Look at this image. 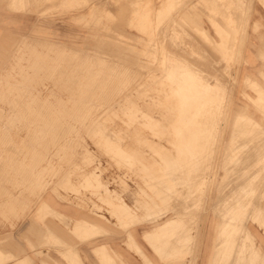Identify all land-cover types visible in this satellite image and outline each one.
Returning a JSON list of instances; mask_svg holds the SVG:
<instances>
[{"label": "rangeland", "instance_id": "1", "mask_svg": "<svg viewBox=\"0 0 264 264\" xmlns=\"http://www.w3.org/2000/svg\"><path fill=\"white\" fill-rule=\"evenodd\" d=\"M28 1H29V4H28ZM49 1L52 2L51 3L52 6L51 4L49 5L50 3ZM98 1H99V4H98ZM100 1L102 3H100ZM208 1L211 3L208 4ZM226 1H230V3L227 2L226 4V7L229 6L228 8L225 7ZM263 1H261V4H260L259 0H250V2L248 0L249 2L248 4L247 0H245L241 4L242 7L240 6L242 9L241 10L239 8L238 3L240 2H238V0L237 1L236 0H119V1L118 0L117 1L116 0H90V1L89 0H62V1L58 0V2L57 0H46V1L40 0V2L39 0H33V1L32 0H19V1L18 0H0V2L7 3L8 10L15 12V13H20L21 18H22L20 22L18 21L16 22L12 19L11 20L8 19L7 35L0 38V138H1L0 139V164H1L0 169L2 171L0 172L1 173L0 174V189L2 188L1 190L2 191L5 190L4 192L7 193L6 195V193H3L2 191L0 192V195H1L0 196V230L4 232H7L9 230V233H12L15 230V228L21 225V223H23L24 221H29L30 219L31 221H36V222L39 221V215H40L39 213L41 211L39 206L41 205L42 198L44 200V196L52 195L54 197L56 196L55 198H57L59 201L64 202L65 204H68L69 206H74L78 208L79 211L85 213L86 214V216L84 217L85 220H88L92 223L93 222L94 223L113 222L117 224L118 227L120 229H123L124 231L132 228L133 226L138 225L141 228H144V233L146 231L151 232L154 226H157L158 224H161L165 222L166 220L175 219L178 224L177 225L178 231L175 233V235H170V237L169 236H160V237L156 236L154 239V240H157L158 238L157 242L155 241L156 242L155 244L156 247L154 248L155 251L157 248V254L160 256L162 261L164 260L166 262L167 260H169L167 259L168 255H169L168 257L171 256L170 257L171 260H173L172 258L175 257L174 259L176 260V262H178L179 260L180 264H184V259H186L189 256L193 260L194 253H198V246L200 243L201 244L207 243L208 244L207 248L209 249L208 253L210 252L213 253L214 245L209 246V244L214 243L216 232H218V229H220L223 223L228 224V226L226 227L224 226L226 230H228L227 228H229L228 231H230L231 230L230 228H232L233 226V230H235L233 231V233L234 232L240 233V235L236 234L235 236H238V237L243 236L242 238L246 239L245 231H246V225L248 222V219H247L248 217L246 216L248 215L247 213L250 208L249 204L247 203L248 199H247V202L245 203L246 201L245 198H248L247 195H243V193H246L245 191L246 188L243 187V185L242 187L240 186L241 190L234 197H232L231 192H230L231 190L229 188L232 187L231 186L232 179H233L232 177H234L235 179V184L237 183L238 179H241L242 177L246 178L245 175H247V172L242 171V170L237 171V168L242 169L244 167V164H246L245 161H247V164H248V159H249L248 157L251 158V156H249L251 154V151L248 147H246V145H244V146H240L239 148L235 149L234 151L236 152V154L232 155L230 152V148L228 147L231 141L230 136L233 131L232 125L234 122L232 121V119L233 120L236 119L237 121L235 120V122H240L239 118H241V120L242 119L244 120L245 118L246 121L242 120L240 123L242 124L241 127H243L244 131L247 130L246 129L247 126L249 128V126L251 127L252 125V130L254 128L253 122L248 123L250 121H248L249 117L247 116L246 105L250 101V98L249 97L247 98V95L251 94V92H255L256 94L259 92L257 95L264 94L262 86L254 85L255 84L254 78L258 77L260 79H264V74L262 73L263 70L257 71L255 69L250 68V66L253 67L256 61L264 62V56H262L264 55V3L262 4ZM33 2H37V4ZM62 3L66 6H64ZM235 3L238 5H234ZM53 4L55 5V7L53 6ZM244 4L246 5L244 6ZM15 5H20V6H15ZM233 5L236 7H234ZM24 6H26L27 8ZM44 6L47 7V9ZM231 6H233V8H236V9L233 10ZM18 7L21 8L22 10H20ZM43 7L45 8V10ZM243 7H246L244 9L248 8V10L244 11ZM238 8L239 10H241V12L237 11ZM228 9L231 11L233 10V11L232 12L228 11ZM39 10L41 11L39 13H36ZM183 10L186 13V15L190 13L189 15H187L189 18H187L185 13H183V15L185 16L182 15ZM185 10L186 11L188 10V11L186 12ZM119 11L120 13L121 12L122 13L120 14ZM194 11H198V13ZM230 12L231 14L234 13V17L231 16V14H229ZM196 13L198 14L199 17L195 15ZM239 13H240V17H239ZM224 14H226L227 17L224 16ZM40 15H42L43 17ZM92 15H94V17H92ZM180 15L185 17L184 18L185 21H182L184 19ZM241 15H242V19L244 17L243 20L241 19ZM203 16H205V18H203ZM215 17H216V20H215ZM236 17H239V18L236 19ZM156 18L158 20H155ZM162 18L164 20L166 19V21L163 22ZM197 18L199 19L197 20ZM217 18L219 19L217 20ZM122 19H124L125 21ZM159 19H160V22H159ZM189 19L190 20L194 19V20L190 21ZM156 21H157V24H156ZM179 21L181 22L180 24H179ZM189 21L191 22L192 26L189 25L190 23ZM195 21L196 22L199 21V22L196 24ZM193 22H195L196 28L193 27V24H194ZM175 23L177 25L174 28L173 26L175 25ZM240 23L243 26L240 25ZM93 24L95 25L93 26ZM220 24H223V26H226L225 31L220 30L222 29ZM235 24H238V26H236ZM156 25L160 27L161 29L156 28L157 27ZM197 25L200 27L198 28V30H197V27H198ZM18 27L19 28L22 27V32L19 33V30H17L15 31L16 32L15 33L14 29L15 28L18 29ZM218 27H221V28H218ZM236 27H238L239 29ZM176 28H178V30ZM201 28L202 30L200 31ZM217 28L219 29V31H217L218 30ZM173 29L176 31H174ZM236 29L242 32L241 34L243 35L240 34L241 37L239 36V33ZM160 30H162L160 32L161 35H159V38L161 37V39H159L156 36V34H158ZM220 31L227 33V35L229 36H227L226 34L224 35V33H221ZM227 31H230V32L228 33ZM179 32H182V33H179ZM192 32H193V35H192ZM194 34H196V36ZM107 35H109V37ZM224 36H227V38L225 37L226 40H224L225 39ZM232 36L234 38H230ZM164 37L167 39H165ZM202 37L204 38L202 39ZM220 37L222 39L224 38L223 39L224 43ZM238 37H240L242 40L239 39ZM172 38H174L173 39L174 41L175 40L176 41L178 40V41L173 43ZM185 38L186 39L190 38V39L186 41ZM192 38L195 41L192 40ZM157 39L162 40V41H159ZM200 39H202L201 40L202 42L203 41L206 42V43L203 42L202 46L200 43L201 42ZM229 39H230L229 41L230 45H228ZM238 39L240 42H238ZM102 40L103 42H101ZM210 40L212 44L210 43ZM157 41L159 43L161 42L160 46L158 45L159 43ZM168 41L169 43H167ZM188 41H191V42L188 43ZM193 42H195L194 45H193ZM99 43H101L102 45ZM196 43H198V46ZM169 44L171 45L169 46ZM173 46L178 50L174 49ZM199 46H201L200 47L201 49L198 48ZM227 46L230 48H228ZM169 47H173V49L172 48L170 49ZM205 47L206 49L204 50L206 52L202 50ZM99 48L102 50L100 51ZM193 48L195 49V51ZM207 48L211 49L212 51L207 50ZM212 48H216L218 50H215ZM168 50L170 52H168ZM171 50H174V52H172ZM177 51H180L181 53ZM200 51L204 53V55H202ZM120 52H122L121 55L119 54ZM211 52H217L214 54H216L217 56L219 55L220 56L217 57L215 55L216 56L215 58V56H213V53ZM175 53L176 54L179 53V54L175 55ZM235 53H236V56H235ZM172 55L175 57H173ZM170 56L171 58H169ZM199 56L201 57V61H199L200 60ZM203 56L204 57L206 56V57L204 58ZM212 56L215 58L216 61L213 59ZM194 57L198 59L197 60L195 59L194 61ZM164 59H166L167 61L166 60L164 61ZM196 61L198 64H195ZM190 62L192 64H190ZM131 63L132 64L134 63L133 66L131 65ZM205 64L207 65L205 66ZM189 67H192V68L190 69ZM202 67L204 70H202ZM205 68H207L208 71L205 70ZM154 69H156L155 72H154ZM185 69L187 70L190 69V70H188L187 72V70L185 71ZM210 70H211V73L213 72L214 75L210 74L209 72ZM205 71L207 73H205ZM216 71L218 72V74H221L220 72H222V75L216 74ZM128 73L130 76L128 75ZM179 74H181V76ZM196 74H198V76ZM217 75L220 76V80H223L222 83H220V81L218 80L219 77ZM191 76L193 78H191ZM222 76L224 79L222 78ZM215 77L217 78L215 79ZM153 80H155V82ZM179 81L180 83H178ZM142 83H144V85L146 86H144ZM205 83L206 85L208 84L207 86L209 88L207 86L203 87ZM194 84H197V85L194 86ZM225 84L228 85L227 91L225 90L226 88L224 89V87H227ZM145 87L146 89H144ZM152 87H154L156 90H154V88ZM190 87L192 88V90H190L191 89ZM204 88L206 89L208 88V89L206 90ZM256 89L257 90L259 89V91L256 92ZM211 90L212 92H210ZM216 90L219 93H216L218 94L216 96L214 95V99L215 97H216L215 100L219 98L218 99L219 101L217 102H219L220 104L222 103L221 105L218 104L213 99V94H215L214 92H216ZM207 91L208 93L210 92V94H207ZM141 92L142 93L144 92V93L141 94ZM158 92L159 93L161 92V94H158ZM187 92H188L189 98L185 96L187 95ZM145 94L147 97L144 98ZM190 94H192V96ZM224 94L225 95L227 94V95L225 96ZM209 95H212V96H209ZM137 96H140V97H137ZM125 97H128V100ZM186 97L188 98V100ZM191 97L193 99H190ZM201 98L204 100H202ZM205 98L206 99L208 98L209 100L208 99L206 100ZM221 98L222 99L224 98V99L222 100ZM167 99H170V100H167ZM211 99L213 100L210 101ZM124 100L126 103H124ZM152 100L154 101L153 103H152ZM196 102H198V104H196ZM213 102H216V103H213ZM120 103L124 106H122ZM129 103L131 104L133 103V104L129 105ZM205 103L206 104L208 103V104L206 105ZM210 103H211L212 109L214 108L213 112H215V110L217 111L216 113H214V116L212 114V109H209L211 107L209 108L207 107L209 106ZM146 104L148 105L147 107H145ZM193 104L195 106H192ZM213 104L214 105L216 104V106H214ZM133 105L135 106L133 107ZM136 105H137V108H136ZM198 105H200L199 106L200 109L201 108L204 109L203 111L205 113L207 112L206 115L211 113L212 115L210 114V116H212L213 117L212 119L213 120L215 119V120L214 121L211 120L210 119L211 117H209L208 115L207 117L209 118V120L206 119V115H204L205 113L203 114L202 110H201L202 112L198 110L199 108ZM190 106L194 108L196 107L195 110L193 111L194 108H191ZM218 107L220 108L218 109ZM126 108H128V110ZM135 108L137 110H135ZM208 110L210 112H208ZM123 111L124 113L122 114ZM161 111L164 117L161 116L162 115L160 114ZM165 111L167 113H165ZM189 111L195 114V116L200 111L199 112L200 116H196V118L197 119H199L198 117L202 118V114L204 118L202 119L200 118L199 121H202L203 119L208 120L207 123H205L206 120L204 123L203 122L201 123L203 126L205 125L206 127L209 126L207 130L211 127L210 129L211 131L210 130L206 131L210 133L209 136H207L208 134L205 133V131H203L201 134L199 133V130L202 127V125H200V128L198 127L199 124L201 123L197 120L199 122L197 124V121H194L196 120L195 116ZM24 112L26 114H24ZM183 112H186L187 114ZM132 113H134L135 115H132ZM141 113H143L144 115ZM156 113L157 115H155ZM221 113L223 116H221ZM240 113H243V115H241ZM141 115L142 117H140ZM186 115L189 116V118L186 117ZM236 115L237 116L241 115V116L236 117ZM50 116H52L51 117L52 119H50ZM138 116L140 119L137 118ZM166 116L167 117L169 116L168 118L171 117L173 120L170 118V121L168 122V118ZM183 116L186 118H182ZM129 117H133V118H129ZM143 117H145V119H143ZM165 117L167 121L164 119ZM190 117L192 120L195 118L193 122H195L196 124L191 123ZM134 118L136 120H134ZM219 118L221 119L220 120L221 122L219 121ZM127 119H131V121ZM186 119H188L189 121ZM148 120L152 121V122L150 121L148 122V123H151V125H149L146 122ZM132 121H134L135 123ZM218 121L220 122V124ZM123 122H126V123H123ZM156 122H157L158 128L154 126V123ZM188 122H189V125H188ZM213 122H215L216 125ZM246 122L247 124H245ZM190 123L194 124L193 126L195 127L192 128V125H190ZM212 123L214 124V128L212 126ZM146 124H148V126ZM144 125H146L147 128ZM88 127L90 128L88 129ZM94 127L97 129H95ZM187 127L191 129L190 132L188 131ZM206 127L202 129L206 130L205 129ZM148 128H151V129H148ZM98 129H99V133L101 132L102 134L103 132L102 135L98 133ZM193 129L194 130L196 129V130L193 131ZM215 129H217L216 130V133L218 132L217 134L214 131ZM150 130L152 132H150ZM167 130H169V132ZM156 131H157V134H156ZM159 131H161L163 134ZM192 131L193 133L191 134ZM94 132H96V134ZM110 132L113 134H111ZM153 132H155L156 134L155 136L153 135L154 134ZM194 132H196V135L197 134L204 135L205 140L204 138H202V136L200 137L199 135H197L198 138H196ZM104 133H106V135ZM57 134L59 136H57ZM205 134H207L206 135L207 137L205 136ZM211 134H214V136ZM241 134L244 135L243 133H239V136H238L239 138H242ZM1 136L4 138H2ZM116 136H117V139L115 138ZM193 136H195V138ZM208 137L210 138L209 142H207ZM214 137L217 138L216 141H214L216 139ZM103 138L105 139L104 141H103ZM199 138L200 139L202 138V140H204L203 144L204 145L206 144L205 145L206 150L204 149L205 148L204 145L201 146L202 140L200 142ZM213 138L214 140H212ZM110 139L111 140L114 139L118 143L115 142L114 140L111 141ZM1 140H3L4 142ZM211 140H212V143H210ZM5 141L7 143H5ZM147 141L149 143L152 141L153 143L151 142L152 144L151 143L149 144ZM140 142H142V144L143 145L145 144V145L143 146ZM168 142H170L171 144ZM214 142H216V144ZM194 143H198L199 146ZM155 144L158 147H156ZM4 145L5 147L10 145V147H7L8 149H6V148H3ZM115 145H117V148L115 147ZM196 145H197V148H196L197 151L194 148L196 147ZM155 147L156 149H159V150H156ZM199 147H202V148H200L199 150L198 149ZM118 148L120 150L122 149L124 153L122 151L121 152L123 154L120 153ZM213 148H214V151L212 153L211 149L213 150ZM193 150L195 154L193 153ZM203 151L204 152L207 151V153H204ZM7 152L10 154H8ZM85 152L88 153L89 155L86 154ZM208 152L212 154L207 155ZM125 153H127V155ZM241 153H244V154H241ZM129 154L131 157L128 156ZM166 154H168V156ZM202 154L203 156L204 154H206L208 157L206 156L202 157ZM11 155H14V156L11 157ZM114 156H116V158ZM171 156L174 159L171 158ZM199 156L202 158H200ZM211 156H212V159H211ZM198 157L200 159L197 160ZM115 159H116V162H114ZM206 159L209 160L210 164L207 161H205ZM229 159L231 160L233 159L232 160L233 162L231 160L229 161ZM140 160L143 164L140 162ZM164 160H166L165 161L166 163L164 162ZM191 160L193 162L195 160V162H197V165L196 163H192ZM200 160H202L201 162L204 163V164L202 163L203 166ZM151 161L157 162V165H160V168L159 166L154 164L155 162H151ZM12 162H13V165H11ZM151 163L153 164L151 165ZM74 164L76 166H74ZM77 164L79 167L77 166ZM247 164L245 166H247ZM132 166H134L135 168H133ZM146 167L148 168L150 167L151 169L148 170ZM180 167L183 168L184 174L182 170H180L181 169ZM233 167L235 168V172L232 171ZM200 168L203 169V171L199 170ZM256 168L258 167H251L252 169L251 172L254 169L256 170ZM79 169H82V170H79ZM175 169H177L178 171L180 170V173L177 172L176 170V173H178V175L175 174ZM191 169H192L191 171L192 174L193 173L195 174L194 176L190 173ZM200 171L202 172L200 173ZM225 172H227V174ZM228 172L230 173L229 174L230 176L228 175ZM92 173L94 176L98 175L97 179L103 185L101 188L97 189L96 187H94V186H97V180L95 177H93ZM205 173L207 174V177ZM88 174H90V176ZM135 174L137 176H135ZM169 174L172 176L174 174L176 175V176L174 175L175 177L173 176V179L175 178L174 180L176 182L178 181L177 183L179 185L172 179V176L170 178ZM238 174H240L239 177L235 176ZM181 175L182 177L185 175V181H183L184 177L182 178ZM199 175L202 179L198 177ZM195 176L196 178L198 177V179H195L194 178ZM84 177L85 178L87 177L86 180ZM66 179L69 180L67 181V183L65 182ZM180 179H181V182H180ZM186 179H187V182H186ZM199 179L201 182L199 181ZM87 180H90L89 181L90 183ZM190 180H193L194 182L193 184L191 183V185L189 183L188 185L189 187H187V185L185 184H187L188 181ZM85 181L87 182L88 188L85 186L86 183H83ZM195 182L199 183L198 184L199 187L194 186L196 184ZM70 183H71V186H70ZM174 183L179 187H177ZM72 186H74L75 189ZM83 186H85V189ZM190 186H194V187L190 189ZM58 187H60L61 189ZM186 187H187V190H185ZM123 188L126 190H124ZM157 188L160 190H158ZM193 188H195V190ZM199 188L201 190H199ZM71 189H72V192L70 191ZM165 189L166 191H164ZM179 189L180 190L184 189V190H181L182 196L185 198L182 200L184 202H180L181 200L180 198H182V196H181ZM106 190H108V196L110 195V192L112 193V195L109 196L112 200H115V199L120 200V201L122 200L130 207L131 214L128 217H130L129 219L132 221L134 225H132L131 221L129 223L128 217L124 219L120 218V215H121L120 213H117L115 210L107 206L105 203H101L102 201L100 200V198L106 195L105 194ZM185 191H187V193ZM194 191H196V195H195L196 197L195 196L194 198L192 196L190 197L188 193H190L191 195V192H193L192 195H194ZM201 191L204 193V195H202ZM224 191L225 193H223ZM184 192H185V195H184ZM90 193H92V195H90ZM162 193L164 196L162 195ZM198 195L199 196L201 195L200 197L203 199L201 200ZM223 196L226 198H224ZM228 196L230 197V199ZM242 196H244L243 199L241 198ZM173 197H175V199ZM178 197L179 199H177ZM186 198H187V202H189L190 200L191 202H193V203L190 202L192 204L190 208L192 209L193 208L192 206H194V209H192V211L194 210L196 217L192 216L194 215L192 211L190 212L192 214L191 216H189L190 215L189 211H186V210H190L188 208L189 203L187 204L185 203ZM195 198L197 201L195 200ZM216 198H219V201ZM236 198L238 202L235 200ZM239 198L243 201H241ZM231 199H234V200L232 201ZM194 200L197 204V208H196V205H193L195 203ZM177 201L178 203L180 202L179 205H177L178 204ZM216 201H218V205L217 203H215L216 205L213 204ZM164 202L167 204V206ZM199 202H201L202 204ZM235 202H237L236 204H238L239 206L236 205ZM172 203L176 204V205L174 204L172 207L175 208L176 206V208H178L177 214H181L183 215V217L187 215L185 219L187 225L185 224L184 221H182L183 220L182 217H180V219L182 218V220L179 219L180 215L176 214L177 215L176 216L174 214V212L176 211V208L175 209L173 208L175 210L174 211L170 207ZM181 203L186 204V206L181 205ZM198 204L201 205V207L199 206L200 208H198ZM212 205H215V206L213 207ZM228 205L230 208L227 207ZM231 205L235 206V208L234 207L232 208ZM179 206H181L180 208L182 210L179 208ZM182 206H184L185 208ZM45 209L46 208L43 207L42 211L45 212ZM150 211L151 213H149ZM182 211L188 212L189 215L187 213H184L185 215L182 214ZM156 216L157 217L159 216V217L157 218ZM190 217L191 219H189ZM193 217H194V221L192 219ZM241 217H243V219ZM134 218L136 219V221H134L135 220ZM219 219L221 223L219 222ZM189 220H191V222ZM196 220L198 222H195ZM225 220L226 222H223ZM227 220H229V222ZM187 222H189V225ZM239 225H240L241 231L239 230V228H237L239 227ZM191 230H194V231H191ZM238 230L240 232H238ZM178 232L180 234L179 236L181 237V239L183 238L185 239L184 241L186 242L188 241L189 243L186 244V242H184L183 240L182 241L186 245H183V243H180L181 239L177 235ZM181 234L183 236H181ZM176 235L178 238L176 237ZM147 238L149 237L146 236L145 239ZM160 238H164V239H160ZM151 240H153L152 237L147 239L146 243L148 242L149 244ZM178 241H179V244L177 243ZM192 242L193 244L191 245ZM160 243H162L161 244L162 246L160 245ZM170 243H173L175 246ZM188 246L189 248H186ZM221 246H222L221 248L222 250L218 249V252L222 253V255H225L224 257L225 259L222 262L220 261V264H229V261L232 258L233 253L235 252L234 253L235 255H239L238 253H241L242 251V250H239V252H236L234 251V249L230 250L232 249L231 243L230 245L222 244ZM223 246L225 247L223 248ZM169 247L172 248L171 251H169L170 250ZM176 247H179L177 248L178 250L176 249ZM160 250H166V251L163 253V251L160 252ZM172 250H174L175 253ZM178 251L179 252L181 251V252L178 253ZM187 251L188 252L190 251V253H186ZM244 253L245 251L242 252L241 254H244ZM226 259H227V262H226ZM238 262L236 261L235 264H243L242 262H239V263ZM191 263L192 262H190V264Z\"/></svg>", "mask_w": 264, "mask_h": 264}, {"label": "crops", "instance_id": "2", "mask_svg": "<svg viewBox=\"0 0 264 264\" xmlns=\"http://www.w3.org/2000/svg\"><path fill=\"white\" fill-rule=\"evenodd\" d=\"M6 5H7L6 2H0V38L7 35V31H8L7 21H8V19L9 20L12 19L16 22L17 21L20 22L22 19L20 13H15V12L8 10ZM17 30H19V33L22 32V27H20V28L18 27V29L15 28L14 32ZM250 68L255 69L257 71L263 70L262 73L264 74V62L256 61L253 65V67L250 66ZM254 81H255L256 86H262L263 93H264V79H260V78L256 77V78H254ZM247 96L250 98V101L246 105L247 116L249 118H251L253 120V122H255V124L257 123L256 124L257 126H260L261 128L264 129V115L262 113L261 108H258L255 105V103L257 102L258 95L255 92H251V94H248ZM232 130H233V128H232ZM252 145H253V147L251 148ZM240 146H244V145H242L240 143L238 145V148ZM246 146H248L249 149L251 148L250 150H253L255 148V144L252 142L246 144ZM252 158L254 159V157H252ZM252 158H251V161L253 160ZM250 162L247 164V166L249 165V167H248L249 173L251 171V166L252 167H258L257 166L258 159L253 160L251 162L252 165H250L251 164ZM234 169L232 170L233 172H234ZM238 170L240 171V169H238ZM262 172H263V174H262ZM262 172H258V169L256 168L255 171L253 170V172H251L250 174L248 173V175L245 176L246 179L245 178L238 179L237 180L238 184L237 183L235 184L234 177L232 179L233 184H232L231 188H234V191H233V189H231V195L233 193L232 197L235 196V193H238V191H240V186L242 187V185L246 184L245 188L248 187L246 189L248 190V193H249V195H248L247 190H246L247 197L249 196L248 204L250 205V202H252V201H253V203H255V202L256 203H255V205L253 203H251L250 206L252 207L254 205L255 208H254V206H253V210H251V208H250L249 209L250 213L248 212V216H247L248 222L246 225V232H247L248 237L245 240H244V238L241 240L242 237H240L239 239L234 238V239H232L233 241L231 242L233 244L235 243V245H236L237 241L239 242V243L237 242L238 243L237 246H234L231 244L232 246H234L236 248L235 249L232 247V249H234V251H237V252L239 251L240 247L243 246V244H244L243 242H245L246 245L245 244L244 245L246 246V250H247V251L245 250L246 254L245 253L243 255L240 253H239V255L233 254L232 257L233 256H235V257L230 259V264H232V263L235 264V261H239V262L243 261L242 262L243 264H247L246 262L244 263V261H249L248 264H264V223H263V220H264V218H263L264 217V214H263L264 213V187L263 186L264 185L263 186L261 185V184H264V171H262ZM248 176H249V180H247ZM255 176H259L258 177L259 179L255 178ZM250 180L253 182H251ZM240 181L242 183H240ZM255 181H257V184H259V185H257ZM243 183H245V184H243ZM248 183H250V184H248ZM237 185H240V186L237 187ZM247 185H249V186H247ZM260 186L263 187L262 190L260 189ZM251 189H252V191H251ZM236 190H238V191H236ZM249 190H250V192H249ZM257 192L259 193V196H255V195H258ZM252 198H253V200H252ZM254 200H255V202H254ZM256 206H257V208H256ZM39 207H41L40 208L41 211L39 213L40 214L39 215V221H37V222L31 221V220L24 221L23 223H21V225H19L17 228H15V230L12 233H9V230L7 232L0 230V245H1L0 246V264H23V263L24 264H30V263L31 264H68V263L71 264L73 262L72 260H74V258H75V260L72 264H76V263L77 264H111V263L112 264H149V263L150 264H180L179 260H178V262H176V260L174 258H172L173 259V261H172V260H170L171 259L170 257H167V259H169V260H167V262L164 260L162 261V259L157 254L155 249H153L154 247H150L148 245V242L146 243V240H145L146 235H149L150 232L146 231L144 233V228H141L138 225L133 226L132 228L124 231L123 229H120L118 227V225L113 223V222H110V223H107V222H99L98 223L97 222V223H95L94 227H91V228L89 227L90 229H86V230L79 232L78 229L77 230L75 229V227H76L75 224L78 223L80 218H84L86 216V214L79 211L78 208H76L74 206H69L68 204H65L64 202L59 201L57 198H55L52 195L44 196V200L42 198L41 205ZM43 207H45L47 209L45 211V213L47 215H45L43 213V211H42ZM256 210L258 213L256 212ZM30 223H32V224H30ZM262 223H263V225H262ZM29 226H30V228H29ZM68 230L71 231V233ZM38 232H40L41 236L42 235L43 236L39 237L40 234L38 235ZM100 232L102 233V235ZM35 235H37V236H35ZM95 235H96V237H94ZM80 236L82 238H80ZM92 237H94V238H92ZM34 238H35V240L36 239H38V240H36V242H35ZM40 240L42 241V243ZM128 240H129V242H128ZM130 240L133 244L130 242ZM217 242L218 241H216V238H214V243L209 244V246L214 245V251H213V253H215L214 255L212 252L208 253L209 249L207 248L208 247L207 243H202V244L200 243L198 246V253H194V256H193L194 259L192 260L190 257H187L186 259H184V264H190V262H192L191 264H214V263L220 264L219 262L220 261L222 262L224 260L223 258L225 255L223 256L222 253H217L218 250L215 247V244L219 245ZM38 243H40V244H38ZM45 243H47V246ZM65 244H66V246H65ZM247 244H248V247H247ZM31 245L34 247L37 245L38 246H37V248L34 249V248H32ZM67 245H69V246H67ZM221 245L222 244L220 243V246ZM17 247H18V249H17ZM70 247H72V248H70ZM75 248H77V249H75ZM13 249H16L17 251L20 250V251L17 252L16 250H13ZM248 249H250V251H248ZM21 251H22V254L20 253ZM104 251H105V253H104ZM137 251H139V252L137 253ZM5 252L8 253L9 256ZM23 252H24V254H23ZM69 253L71 255H67ZM250 254H251V256H250ZM255 254H256V256H255ZM100 255H102V256H100ZM105 255H106L107 260L105 259ZM215 255H216L215 259H216L217 263L214 262L215 261V259H214ZM10 256H11V258H10ZM66 256L69 257V260L71 259V262L69 260H67L68 257L66 258ZM73 256H75V257H73ZM242 257L245 258L246 260L243 259ZM5 258H6V260L3 261V259H5ZM247 258L248 259L250 258V259L248 260ZM252 258H253V260H252ZM12 259H14V260H12ZM10 260H12V261H10ZM66 260H67V262H66ZM212 260H213V263H211ZM217 260H219V261H217ZM29 261H30V263H29ZM17 262H19V263H17Z\"/></svg>", "mask_w": 264, "mask_h": 264}, {"label": "bare ground", "instance_id": "3", "mask_svg": "<svg viewBox=\"0 0 264 264\" xmlns=\"http://www.w3.org/2000/svg\"><path fill=\"white\" fill-rule=\"evenodd\" d=\"M18 1H19V0H18ZM32 1H33V0H32ZM44 1H46V0H44ZM61 1H62V0H61ZM89 1H90V0H89ZM116 1H117V0H116ZM118 1H119V0H118ZM236 1H237V0H236ZM242 1H243V0H241V1L238 0V2H240V3H238L240 9H241V7H242L241 4H242L245 0H244L243 2H242ZM259 1H260V4H261V1H263V0H259ZM10 2H11V1H10ZM10 2H9V4H10ZM13 2H14V1H13ZM39 2H40V0H39ZM49 2H50V1H49ZM53 2H55V1H53ZM57 2H58V0H57ZM64 2H65V1H64ZM227 2L230 3V1H226V3H225V7H226ZM233 2H234V1H233ZM233 2H231V3H233ZM247 2H248V0H247ZM249 2H250V0H249ZM249 2H248V4H249ZM17 3H18V2H17ZM24 3H25V2H24ZM33 3L37 4V2H33ZM46 3H47V2H46ZM51 3H52V2H50L49 5H50ZM60 3H61V2H60ZM100 3H102V2L100 1ZM171 3H172V2H171ZM209 3H211V2L208 1V4H209ZM236 3H237V2H236ZM236 3H235L234 5H238V4H236ZM245 3H246V2H245ZM263 3H264V1L262 2V4H263ZM28 4H29V1H28ZM56 4H57V3H56ZM62 4H63V3H62ZM98 4H99V1H98ZM169 4H170V3H169ZM204 4H205V3H204ZM246 4H247V3H246ZM246 4H244V6H245ZM44 5H45V4H44ZM46 5H47V4H46ZM63 5H64V4H63ZM115 5H116V4H115ZM234 5H233V6H234ZM6 6H7V5H6ZM19 6H20V5H19ZM21 6H22V5H21ZM26 6H27V5H26ZM26 6H24V7H26ZM51 6H52V4H51ZM53 6L55 7L54 4H53ZM58 6H59V5H58ZM61 6H62V5H61ZM64 6H66V5H64ZM75 6H76V5H75ZM97 6H98V5H97ZM100 6H101V4H100ZM169 6H171V5H169ZM233 6H231V8H232L233 10H235L236 8H233ZM240 6H241V7H240ZM248 6H249V5H248ZM44 7H45V6H44ZM44 7H43V8H44ZM49 7H50V6H49ZM49 7H48V8H49ZM78 7H79V6H78ZM115 7H116V6H115ZM115 7H114V8H115ZM131 7H132V6H131ZM207 7H208V5H207ZM228 7H229V6H227L226 8H228ZM234 7H236V6H234ZM237 7H238V6H237ZM262 7H263V6H262ZM18 8H19V7H18ZM26 8H27V7H26ZM45 8L47 9V7H45ZM45 8H44V10H45ZM122 8H123V7H122ZM169 8H170V7H169ZM192 8H193V7H192ZM226 8H224V9H226ZM239 8H238L237 11H238V12H239V11L241 12L242 9L239 10ZM244 8H246V7H243V9H244ZM19 9L22 10L21 8H19ZM38 9H39V8H38ZM64 9H65V8H64ZM80 9H81V8H80ZM96 9H98V8H96ZM116 9H118V8H116ZM124 9H125V8H124ZM124 9H123V10H124ZM11 10H12V9H11ZM41 10H42V8H41ZM41 10H39V11L36 12V13H39ZM44 10H43V11H44ZM114 10H115V9H114ZM120 10H121V9H120ZM127 10H128V9H127ZM127 10H126V11H127ZM165 10H166V9H165ZM194 10H195V9H194ZM233 10H232V11H233ZM245 10H248V8H247V9H244V11H245ZM63 11H64V10H63ZM109 11H110V10H109ZM166 11H167V10H166ZM185 11H186V10H185ZM187 11H188V10H187ZM187 11H186V12H187ZM228 11H231V10L228 9ZM232 11H231V12H232ZM237 11H236V13H237ZM96 12H97V11H96ZM117 12H118V11H117ZM177 12H178V11H177ZM189 12H190V10H189ZM191 12H192V11H191ZM194 12H197V13H198V11H194ZM231 12H230L229 14H231ZM36 13H35V14H36ZM112 13H113V12H112ZM119 13H120V11H119ZM121 13H122V12H121ZM121 13H120V14H121ZM127 13H128V12H127ZM127 13H126V14H127ZM183 13H185L184 10H183V12H182V15H183ZM197 13H196L195 15L198 16ZM212 13H213V12H212ZM225 13H226V12H225ZM242 13H243V12H242ZM244 13H245V12H244ZM109 14H110V13H109ZM158 14H160V13H158ZM165 14H166V13H165ZM180 14H181V13H180ZM189 14H190V13H189ZM189 14H187V15H189ZM232 14H233V15H232ZM232 14H231V16L234 17V13H232ZM95 15H97V14H95ZM111 15H112V14H111ZM116 15H117V14H116ZM123 15H124V14H123ZM185 15H186V13H185ZM185 15H183V16H185ZM187 15H186V16H187ZM195 15H194V16H195ZM211 15H212V14H211ZM40 16H42V15H40ZM114 16H115V15H114ZM119 16H120V15H119ZM124 16H125V15H124ZM156 16H157V15H156ZM158 16H159V15H158ZM180 16H181V15H180ZM183 16H181V17H183ZM224 16H226V14H224ZM38 17H39V16H38ZM42 17H43V16H42ZM92 17H94V15H92ZM95 17H97V16H95ZM115 17H116V16H115ZM120 17H121V16H120ZM190 17H192V16H190ZM198 17H199V16H198ZM211 17H212V16H211ZM226 17H227V16H226ZM239 17H240V13H239ZM239 17H236V19L239 18ZM126 18H127V17H126ZM126 18H125V19H126ZM128 18H129V17H128ZM165 18H166V17H165ZM184 18H185V17H183V19H184ZM187 18H189V17L187 16ZM187 18H186V19H187ZM203 18H205V16H203ZM82 19H83V18H82ZM117 19H118V18H117ZM162 19H163V18H162ZM198 19H199V18H197V20H198ZM211 19H212V18H211ZM218 19H219V18H217V20H218ZM229 19H230V18H229ZM241 19H242V15H241ZM241 19H240V20H241ZM243 19H244V17H243ZM243 19H242V20H243ZM122 20H124V19H122ZM155 20H158V19L156 18ZM169 20H170V19H169ZM173 20H174V19H173ZM173 20H172V21H173ZM181 20H182V19H181ZM189 20H190V19H189ZM191 20H192V19H191ZM191 20H190V21H191ZM193 20H194V19H193ZM193 20H192V21H193ZM206 20H207V19H206ZM215 20H216V17H215ZM215 20H214V21H215ZM242 20H241V21H242ZM246 20H247V18H246ZM92 21H93V20H92ZM116 21H118V20H116ZM124 21H125V20H124ZM164 21H166V19H165V20L163 19V22H164ZM175 21H176V20H175ZM182 21H185V19L182 20ZM186 21H187V20H186ZM190 21H189V22H190ZM237 21H238V20H237ZM241 21H240V22H241ZM119 22H120V21H119ZM159 22H160V19H159ZM161 22H162V21H161ZM195 22H196V21H195ZM195 22H193V23H194V24H193V27L196 26V25H195ZM198 22H199V21H197L196 24H197ZM246 22H247V21H246ZM46 23H47V22H46ZM169 23H170V21H169ZM180 23H181V22L179 21V24H180ZM184 23H185V22H184ZM241 23H242V22H241ZM241 23H240V25H242ZM156 24H157V21H156ZM159 24H160V23H159ZM167 24H168V23H167ZM200 24H201V23H200ZM214 24H215V23H214ZM216 24H217V23H216ZM94 25H95V24H93V26H94ZM160 25H161V24H160ZM165 25H166V24H165ZM170 25H172V24H170ZM173 25H174V24H173ZM176 25H177V24L175 23V25H174L173 27L175 28ZM181 25H182V24H181ZM186 25H187V24H186ZM189 25L192 26L191 22L189 23ZM220 25H221V27H222V29H220V30H222V31L224 30V31H225V29H226L225 27H226V26H223V24H220ZM220 25H219V26H220ZM226 25H228V24H226ZM235 25L238 26V24H235ZM240 25H239V26H240ZM126 26H127V25H126ZM156 26H157V25H156ZM178 26H179V25H178ZM197 26H198V25H197ZM242 26H243V25H242ZM214 27H215V26H214ZM221 27H218V28H221ZM93 28H94V27H93ZM114 28H115V27H114ZM156 28H160V27L157 26ZM178 28H179V27H178ZM178 28H176V29L178 30ZM189 28H190V27H189ZM195 28H196V27H195ZM198 28H200V27L198 26V27H197V30H198ZM218 28H217V29H218ZM236 28H238V27H236ZM97 29H98V28H97ZM160 29H161V28H160ZM186 29H188V28H186ZM238 29H239V28H238ZM87 30H88V29H87ZM158 30H159V29H158ZM158 30H157V31H158ZM173 30H174V29H173ZM190 30H192V29H190ZM201 30H202V28L200 29V31H201ZM227 30H228V29H227ZM232 30H233V29H232ZM236 30H237V29H236ZM161 31H162V30H160V31L158 32V34L155 33L156 36H157L158 38H159V35H161V34H160ZM165 31H166V29H165ZM174 31H176V30H174ZM179 31H180V30H179ZM184 31H185V30H184ZM192 31H194V30H192ZM217 31H219V29H218ZM222 31H220V32H221V33H224V35H225V34L227 35V33L222 32ZM233 31H234V30H233ZM237 31H238L239 36H240V34H241L242 32H240V30H237ZM243 31H244V30H243ZM190 32H191V31H190ZM220 32H219V33H220ZM227 32L229 33L230 31H227ZM103 33H104V32H103ZM179 33H182V32H179ZM194 33H195V32H194ZM196 33H197V32H196ZM219 33H218V34H219ZM108 34H109V33H108ZM149 34H150V33H149ZM151 34H152V33H151ZM188 34H189V33H188ZM201 34H202V33H201ZM203 34H204V33H203ZM205 34H206V33H205ZM22 35H24V34H22ZM169 35H170V34H169ZM192 35H193V32H192ZM194 35L196 36V34H194ZM241 35H243V34H241ZM97 36H98V35H97ZM107 36L109 37V35H107ZM107 36H106V37H107ZM111 36H113V35H111ZM183 36H184V35H183ZM189 36H190V35H189ZM197 36H198V35H197ZM219 36H220V35H219ZM222 36H223V35H222ZM227 36H229V35H227ZM227 36H224V38H225V37L227 38ZM91 37H92V36H91ZM94 37H95V36H94ZM108 37H107V38H108ZM172 37H173V36H172ZM176 37H177V36H176ZM176 37H175V38H176ZM178 37H179V36H178ZM190 37H191V36H190ZM240 37H241V36H240ZM240 37H238V38L241 39ZM89 38H90V37H89ZM98 38H99V37H98ZM100 38H102V37H100ZM110 38H111V37H110ZM110 38H109V39H110ZM164 38H165V37H164ZM196 38H197V37H196ZM199 38H200V37H199ZM203 38H204V37H202V39H203ZM207 38H208V37H207ZM209 38H210V37H209ZM220 38H221V37H220ZM220 38H219V39H220ZM224 38H223V39H224ZM226 38H225L224 40H226ZM230 38H234V37L232 36V37H230ZM112 39H113V38H112ZM159 39H161V37H160ZM159 39H157V40H159ZM165 39H167V38H165ZM168 39H169V38H168ZM173 39H174V38H172V42H173V43L178 41V40H177V41H176V40L174 41ZM181 39H182V38H181ZM185 39H186V38H185ZM188 39H190V38H188ZM188 39H186V41H187ZM202 39H200V41H201ZM221 39H222V38H221ZM223 39H222V40H223ZM239 39H238V42H240ZM116 40H117V39H116ZM170 40H171V39H170ZM182 40H183V39H182ZM192 40H194V39L192 38ZM224 40H223V43H224ZM241 40H242V39H241ZM118 41H119V40H118ZM159 41H162V40H159ZM183 41H184V40H183ZM194 41H195V40H194ZM229 41H230V39L228 40V45H230V44H229ZM232 41H233V40H232ZM101 42H103V40H102ZM150 42H151V41H150ZM157 42H158V41H157ZM189 42H191V41H188V43H189ZM203 42L206 43L205 41H203ZM203 42H202V41L200 42V43H201V46L203 45ZM225 42H226V41H225ZM13 43H14V42H13ZM158 43H159V42H158ZM160 43H161V42H160ZM160 43L158 44L159 46H160ZM163 43H164V42H163ZM165 43H166V42H165ZM167 43H169V41H168ZM194 43H195V42H193V45H194ZM198 43H199V42H198ZM198 43H196L197 46H198ZM210 43H211V40H210ZM99 44H101V43H99ZM103 44H104V43H103ZM191 44H192V43H191ZM211 44H212V43H211ZM97 45H98V44H97ZM101 45H102V44H101ZM101 45H100V46H101ZM121 45H122V44H121ZM170 45H171V44H169V46H170ZM11 46H13V45H11ZM11 46H10V47H11ZM123 46H124V45H123ZM129 46H130V44H129ZM201 46H199L198 48H200ZM207 46H208V44H207ZM207 46H206V47H207ZM210 46H211V45H210ZM212 46H213V45H212ZM231 46H232V45H231ZM95 47H96V46H95ZM95 47H94V48H95ZM104 47H105V45H104ZM127 47H128V46H127ZM127 47H125V48H127ZM163 47H164V46H163ZM166 47H167V46H166ZM173 47H174V46H173ZM173 47H169V48H170V49H171V48L173 49ZM195 47H196V46H195ZM206 47L203 48L202 50L206 49ZM227 47H228V46H227ZM237 47H238V46H237ZM100 48H101V47H100ZM100 48H99V49H100ZM106 48H107V47H106ZM177 48H179V47H177ZM180 48H181V47H180ZM190 48H191V47H190ZM210 48H211V47H210ZM220 48H221V47H220ZM228 48H230V47H228ZM170 49H169V50H170ZM174 49H176V48L174 47ZM193 49H194V48H193ZM200 49H201V48H200ZM212 49L218 50V49H216V48H212ZM223 49H224V47H223ZM101 50H102V49H100V51H101ZM149 50H150V49H149ZM169 50H168V52H170ZM176 50H178V49H176ZM202 50H201V51H202ZM207 50L212 51L211 49H208V48H207ZM215 50H214V51H215ZM123 51H124V50H123ZM171 51L174 52V50H171ZM194 51H195V49H194ZM198 51H199V50H198ZM201 51H200V52H201ZM204 51H205V50H204ZM236 51H237V49H236ZM106 52H107V51H106ZM108 52H109V51H108ZM118 52H119V51H118ZM129 52H130V50H129ZM172 52H171V53H172ZM175 52H176V51H175ZM177 52H180V51H177ZM205 52H206V51H205ZM208 52H209V51H208ZM9 53H10V52H9ZM24 53H25V52H24ZM109 53H110V52H109ZM121 53H122V52H120L119 54L121 55ZM127 53H128V52H127ZM180 53H181V52H180ZM182 53H183V51H182ZM184 53H185V52H184ZM195 53H197V52H195ZM211 53H213V56H215L216 54H214V53H217V52H211ZM236 53H237V52H236ZM236 53H235V56H236ZM65 54H66V53H65ZM97 54H98V53H97ZM104 54H105V53H104ZM119 54H118V55H119ZM164 54H165V53H164ZM178 54H179V53H178ZM178 54L175 53V55H178ZM198 54H200V53H198ZM201 54L204 55V53H202V52H201ZM208 54H210V53H208ZM208 54H206V55H208ZM218 54H219V52H218ZM95 55H96V54H95ZM114 55H116V54H114ZM184 55H185V54H184ZM26 56H27V55H26ZM104 56H106V55H104ZM107 56H109V55H107ZM172 56H173V55H172ZM179 56H180V55H179ZM192 56H193V55H192ZM197 56H198V55H197ZM197 56H196V57H197ZM200 56H201V55H200ZM200 56H199V57H200ZM213 56H212V57H213ZM216 56H217V55H216ZM216 56H215V58H216ZM219 56H220V55H219ZM219 56H217V57H219ZM259 56H260V55H259ZM262 56H264V55H262ZM122 57H123V56H122ZM124 57H125V56H124ZM164 57H165V56H164ZM166 57H167V56H166ZM173 57H175V56H173ZM182 57H183V56H182ZM185 57H186V56H185ZM203 57H204V56H203ZM205 57H206V56H205ZM205 57H204V58H205ZM207 57H208V56H207ZM37 58H38V57H37ZM63 58H64V57H63ZM113 58H114V57H113ZM128 58H129V57H128ZM169 58H171V56H170ZM189 58H190V57H189ZM191 58H192V57H191ZM208 58H209V57H208ZM215 58L213 57L214 60H215ZM261 58H262V57H261ZM7 59H8V58H7ZM60 59H61V58H60ZM119 59H120V58H119ZM132 59H133V58H132ZM174 59H176V58H174ZM184 59H185V58H184ZM195 59L197 60L198 58H195V57H194V61H195ZM199 59H200L199 61H201V57H200ZM206 59H207V58H206ZM122 60H123V59H122ZM161 60H163V59H161ZM165 60H166V59H164V61H165ZM187 60H188V59H187ZM191 60H192V59H191ZM203 60H204V59H203ZM208 60H209V59H208ZM217 60H218V59H217ZM234 60H235V59H234ZM125 61H126V60H125ZM166 61H167V60H166ZM179 61H180V60H179ZM215 61H216V60H215ZM39 62H40V61H39ZM187 62H188V61H187ZM202 62H203V61H202ZM204 62H205V61H204ZM210 62H211V61H210ZM183 63H184V61H183ZM205 63H206V62H205ZM2 64H3V63H2ZM38 64H39V63H38ZM133 64H134V63H133ZM133 64L131 63L132 66H133ZM162 64H163V63H162ZM168 64H169V63H168ZM168 64H167V65H168ZM190 64H192V63L190 62ZM195 64H198L197 61H196ZM201 64H203V63H201ZM57 65H58V64H57ZM178 65H179V64H178ZM206 65H207V64H205V66H206ZM208 65H209V64H208ZM38 66H39V65H38ZM115 66H116V64H115ZM194 66H195V65H194ZM199 66H200V65H199ZM211 66H212V65H211ZM213 66H214V65H213ZM221 66H222V65H221ZM160 67H161V66H160ZM179 67H180V66H179ZM187 67H188V66H187ZM196 67H197V65H196ZM203 67H204V66H203ZM203 67H202V70H204ZM23 68H24V67H23ZM114 68H115V67H114ZM157 68H158V67H157ZM157 68H156V69H157ZM180 68H181V67H180ZM189 68L191 69L192 67H189ZM198 68H199V67H198ZM198 68H197V69H198ZM218 68H219V67H218ZM156 69H154V72H155ZM190 69H188V70H190ZM193 69H194V68H193ZM210 69H212V68H210ZM214 69H215V68H214ZM56 70H57V69H56ZM122 70H123V69H122ZM163 70H164V68H163ZM163 70H162V71H163ZM175 70H176V69H175ZM180 70H181V69H180ZM182 70H183V69H182ZM186 70H187V69H185V71H186ZM188 70H187V72H188ZM200 70H201V69H200ZM205 70L208 71L207 68H205ZM218 70H219V69H218ZM162 71H161V72H162ZM178 71H179V70H178ZM194 71H195V70H194ZM52 72H53V71H52ZM112 72H113V70H112ZM130 72H131V71H130ZM152 72H153V71H152ZM166 72H167V71H166ZM175 72H176V71H175ZM189 72H190V71H189ZM197 72H198V71H197ZM209 72H210V74H213V72L211 73V70H210ZM214 72H215V71H214ZM182 73H183V72H182ZM182 73H181V74H182ZM199 73H201V72H199ZM205 73H207V72L205 71ZM220 73H221V74H218V72L216 71V74H218V75H222V72H220ZM228 73H229V72H228ZM28 74H29V73H28ZM95 74H96V72H95ZM161 74H162V73H161ZM167 74H168V73H167ZM175 74H176V73H175ZM181 74H179V75L181 76ZM187 74H188V73H187ZM194 74H195V73H194ZM210 74H209V75H210ZM128 75H129V73H128ZM185 75H186V74H185ZM191 75H192V74H191ZM196 75L198 76V74H196ZM213 75H214V74H213ZM218 75H217V76H218ZM223 75H224V73H223ZM129 76H130V75H129ZM199 76H200V75H199ZM210 76H211V75H210ZM228 76H229V75H228ZM230 76H231V75H230ZM157 77H159V76H157ZM184 77H185V76H184ZM188 77H190V76H188ZM188 77H187V78H188ZM218 77H219L218 80L220 81V83H222L223 80H220V76H218ZM224 77H225V76H224ZM147 78H148V77H147ZM191 78H193V77L191 76ZM211 78H212V77H211ZM216 78H217V77H215V79H216ZM222 78H223V76H222ZM229 78H230V77H229ZM181 79H182V78H181ZM202 79H203V78H202ZM205 79H207V78H205ZM223 79H224V78H223ZM131 80H132V79H131ZM148 80H149V79H148ZM245 80H246V79H245ZM153 81L155 82V80H153ZM153 81H152V82H153ZM156 81H157V80H156ZM186 81H187V80H186ZM188 81H189V80H188ZM191 81H193V80H191ZM208 81H209V79H208ZM216 81H217V80H216ZM246 81H247V80H246ZM105 82H106V81H105ZM145 82H146V81H145ZM181 82H182V81H181ZM195 82H196V81H195ZM195 82H193V83H195ZM205 82H206V81H205ZM8 83H9V82H8ZM106 83H107V82H106ZM178 83H180V81H179ZM203 83H204V82H203ZM225 83H226V82H225ZM229 83H231V82H229ZM245 83H246V82H245ZM91 84H92V83H91ZM140 84H141V83H140ZM140 84H139V85H140ZM142 84L144 85V83H142ZM175 84H176V83H175ZM212 84H213V83H212ZM223 84H224V83H223ZM226 84H227V83H226ZM226 84H225V85H226ZM242 84H243V83H242ZM185 85H186V84H185ZM195 85H197V84H194V86H195ZM207 85H208V84H207ZM207 85H206V83H205V85H204L203 87H205V86H207ZM254 85H255V84H254ZM110 86H111V85H110ZM110 86H109V87H110ZM113 86H114V85H113ZM137 86H138V85H137ZM144 86H146V85H144ZM183 86H184V85H183ZM190 86H191V84H190ZM201 86H202V85H201ZM226 86H227V87H224V89L226 88L225 90L227 91L228 85H226ZM248 86H249V85H248ZM119 87H120V86H119ZM181 87H182V86H181ZM207 87H208V86H207ZM254 87H256V86H254ZM22 88H23V87H22ZM137 88H138V87H137ZM152 88H154V87H152ZM152 88H151V89H152ZM190 88H191V87H190ZM208 88H209V87H208ZM208 88H207V89H208ZM211 88H212V87H211ZM213 88H214V87H213ZM250 88H251V87H250ZM13 89H14V88H13ZM144 89H146V87H145ZM149 89H150V88H149ZM149 89H148V90H149ZM159 89H160V88H159ZM183 89H184V87H183ZM197 89H198V88H197ZM204 89H206V88H204ZM207 89H206V90H207ZM253 89H254V88H253ZM23 90H24V89H23ZM25 90H26V89H25ZM154 90H156V89L154 88ZM154 90H153V91H154ZM157 90H158V89H157ZM163 90H164V89H163ZM188 90H189V89H188ZM190 90H192V88H191ZM6 91H7V90H6ZM100 91H101V90H100ZM141 91H142V90H141ZM146 91H147V90H146ZM149 91H150V90H149ZM199 91H201V90H199ZM199 91H198V92H199ZM202 91H203V90H202ZM213 91H214V89H213ZM257 91H259V89H258V90L256 89V92H257ZM151 92H152V91H151ZM156 92H157V91H156ZM156 92H155V93H156ZM161 92H163V91H161ZM161 92H160V93L158 92V94H161ZM198 92H197V93H198ZM210 92H212V90H211ZM210 92L208 93V91H207V94H210ZM242 92H243V91H242ZM139 93H140V92H139ZM143 93H144V92H143ZM143 93L141 92V94H143ZM148 93H149V92H148ZM195 93H196V92H195ZM214 93H215V94H213V99H214V95H215V96L218 95V94H216V93H219V92H217V90H216V92H214ZM225 93H226V92H225ZM258 93H259V92H258ZM258 93H257V94H258ZM141 94H140V95H141ZM183 94H184V93H183ZM164 95H165V94H164ZM190 95L192 96V94H190ZM193 95H194V94H193ZM197 95H198V94H197ZM201 95H202V94H201ZM204 95H205V94H204ZM224 95H225V94H224ZM226 95H227V94H226ZM226 95H225V96H226ZM240 95H241V94H240ZM142 96H144V95H142ZM142 96H141V97H142ZM152 96H153V95H152ZM152 96H151V97H152ZM157 96H158V95H157ZM162 96H163V95H162ZM165 96H166V95H165ZM183 96H184V95H183ZM185 96L188 97V92H187V95H185ZM185 96H184V97H185ZM194 96H195V95H194ZM194 96H193V97H194ZM205 96H206V95H205ZM209 96H212V95H209ZM219 96H220V95H219ZM128 97H129V96H128ZM128 97H125V98L128 100ZM137 97H140V96H137ZM145 97H147L146 94H145L144 98H145ZM149 97H150V96H149ZM149 97H148V98H149ZM163 97H164V96H163ZM166 97H167V96H166ZM166 97H165V98H166ZM187 97H186V98H187ZM195 97H196V96H195ZM195 97H194V98H195ZM199 97H201V96H199ZM207 97H208V95H207ZM32 98H33V97H32ZM60 98H61V97H60ZM188 98H189V97H188ZM188 98H187V100H188ZM196 98H197V97H196ZM217 98H218V97H217ZM226 98H227V97H226ZM247 98H248V96H247ZM13 99H14V98H13ZM156 99H158V98H156ZM190 99H193V98L191 97ZM197 99H198V98H197ZM201 99H202V98H201ZM205 99H206V98H205ZM207 99H208V98H207ZM207 99H206V100H207ZM213 99H211L210 101H212ZM215 99H216V97H215ZM215 99H214V100H215ZM218 99H219V98H218ZM218 99L215 100V101H216V102L219 101ZM221 99H222V98H221ZM223 99H224V98H223ZM223 99H222V100H223ZM255 99H256V98H255ZM16 100H17V99H16ZM167 100H170V99H167ZM167 100H166V101H167ZM198 100H199V99H198ZM202 100H204V99H202ZM206 100H205V101H206ZM208 100H209V99H208ZM225 100H226V99H225ZM142 101H143V100H142ZM171 101H172V99H171ZM193 101H194V100H193ZM210 101H209V102H210ZM252 101H253V100H252ZM153 102H154V101L152 100V103H153ZM161 102H162V101H161ZM198 102H199V101H198ZM198 102H196V104H198ZM200 102H201V100H200ZM202 102H203V101H202ZM216 102H213V103H216ZM220 102H221V101H220ZM222 102H223V101H222ZM124 103H126L125 100H124ZM135 103H136V102H135ZM135 103H134V104H135ZM146 103H147V102H146ZM150 103H151V102H150ZM158 103H159V102H158ZM203 103H204V102H203ZM211 103H212V102H211ZM211 103L209 104V106H207L208 108L211 107ZM217 103L220 104L219 102H217ZM223 103H224V102H223ZM19 104H20V103H19ZM40 104H41V103H40ZM120 104H121V103H120ZM132 104H133V103H132ZM132 104L129 103V105H132ZM136 104H137V103H136ZM156 104H157V103H156ZM163 104H164V103H163ZM188 104H189V102H188ZM188 104H186V105H188ZM205 104H206V103H205ZM207 104H208V103H207ZM207 104H206V105H207ZM221 104H222V103H221ZM221 104H220V105H221ZM224 104H225V103H224ZM224 104H223V105H224ZM24 105H25V104H24ZM121 105H122V104H121ZM126 105H128V104H126ZM177 105H178V104H177ZM213 105H214V104H213ZM213 105H212V106H213ZM220 105H219V106H220ZM255 105H256L258 108H261L262 113H263V115H264V94H262V95L259 94V95H258L257 102L255 103ZM19 106H20V105H19ZM122 106H124V105H122ZM134 106H135V105H133V107H134ZM147 106H148V105L146 104L145 107H147ZM156 106H157V105H156ZM159 106H161V105H159ZM166 106H167V105H166ZM166 106H165V107H166ZM178 106H179V105H178ZM192 106H195V105L193 104ZM199 106H200V105H198V107H199ZM201 106H202V105H201ZM214 106H216V104H215ZM262 106H263V107H262ZM21 107H22V106H21ZM126 107H127V106H126ZM154 107H155V106H154ZM154 107H153V108H154ZM190 107H191V106H190ZM203 107H205V106H203ZM221 107H222V106H221ZM119 108H120V106H119ZM129 108H130V107H129ZM136 108H137V105H136ZM136 108H135V110H137ZM163 108H164V107H163ZM170 108H171V107H170ZM178 108H179V107H178ZM188 108H189V107H188ZM188 108H187V109H188ZM191 108H194V107H191ZM195 108H196V107H195ZM195 108L193 109V111L195 110ZM219 108H220V107H218V109H219ZM33 109H34V108H33ZM63 109H64V108H63ZM126 109L128 110V108H126ZM133 109H134V108H133ZM161 109H162V107H161ZM164 109H165V108H164ZM174 109H175V108H174ZM185 109H186V107H185ZM189 109H190V108H189ZM205 109H207V108H205ZM209 109H212V107L209 108ZM213 109H214V108H213ZM213 109H212V114H213V116H214V113H216L217 111L215 110V112H213ZM215 109H216V108H215ZM218 109H217V110H218ZM2 110H3V109H2ZM124 110H125V109H124ZM127 110H126V111H127ZM135 110H134V111H135ZM179 110H180V109H179ZM179 110H178V111H179ZM190 110H191V109H190ZM198 110H200V111L202 110V111H203L204 109H202V108L200 109V107H199ZM129 111H130V109H129ZM131 111H132V110H131ZM140 111H141V109H140ZM140 111H139V112H140ZM163 111H164V110H163ZM191 111H192V110H191ZM200 111H199V112H200ZM202 111H201V112H202ZM22 112H23V111H22ZM22 112H21V113H22ZM137 112H138V111H137ZM187 112H188V111H187ZM189 112H190V111H189ZM199 112L196 114V116H200V115H199V114H200ZM208 112H210V111L208 110ZM259 112H260V111H259ZM123 113H124V111L122 112V114H123ZM163 113H164V112H163ZM165 113H167V112L165 111ZM177 113H178V112H177ZM183 113H186V112H183ZM190 113H192V112H190ZM204 113H205V112L203 111V114H204ZM206 113H207V112H206ZM206 113H205L204 115H206ZM3 114H4V113H3ZM24 114H26V113L24 112ZM130 114H131V113H130ZM130 114H129V115H130ZM141 114H143V113H141ZM160 114H162V111L160 112ZM186 114H187V113H186ZM192 114H193V113H192ZM203 114H202V118H204V117H203ZM210 114H211V113H210ZM210 114H207V115H208L209 117H211V118H210L211 120H213V119H212L213 117L210 116ZM212 114H211V115H212ZM223 114H224V113H223ZM240 114L243 115V113H240ZM8 115H9V114H8ZM106 115H107V114H106ZM114 115H115V114H114ZM126 115H127V114H126ZM126 115H125V116H126ZM132 115H135V114L132 113ZM143 115H144V114H143ZM147 115H148V114H147ZM155 115H157V113H156ZM167 115H168V114H167ZM188 115H189V114H188ZM193 115L195 116V114H193ZM193 115H192V116H193ZM207 115H206V119L209 120V118L207 117ZM215 115H216V114H215ZM241 115H239V116L236 115V117H240ZM74 116H75V115H74ZM115 116H116V115H115ZM161 116H163V114H162ZM169 116H170V115H169ZM169 116H168V117H169ZM190 116H191V114H190ZM196 116H195V118H196ZM221 116H223L222 113H221ZM221 116H220V117H221ZM245 116H246V115H245ZM26 117H27V116H26ZM51 117H52V116H50V119H52ZM55 117H56V116H55ZM84 117H85V116H84ZM108 117H109V116H108ZM127 117H128V116H127ZM127 117H125V118H127ZM134 117H135V116H134ZM140 117H142V115H141ZM147 117H148V116H147ZM163 117H164V116H163ZM166 117H167V116H166ZM166 117H165L164 119L167 121ZM168 117H167V118H168ZM173 117H174V115H173ZM186 117L189 118V116H187V115H186ZM186 117L183 116L182 118H186ZM233 117H234V116H233ZM47 118H48V117H47ZM70 118H71V117H70ZM129 118H133V117H129ZM137 118L140 119L139 116H138ZM148 118H149V117H148ZM170 118H171V117H170ZM170 118H168V122L170 121ZM195 118H194V119H195ZM198 118L200 119L201 117H198ZM202 118H201V119H202ZM214 118H216V117H214ZM234 118H235V117H234ZM44 119H45V118H44ZM110 119H111V118H110ZM143 119H145V117H143ZM160 119H161V118H160ZM160 119H159V120H160ZM162 119H163V118H162ZM164 119H163V120H164ZM171 119H172V118H171ZM190 119H191V117H190ZM194 119H193V120H194ZM199 119L196 118V120H194V121H197V120L199 121ZM206 119H205V120H206ZM237 119H238V118H237ZM55 120H56V119H55ZM84 120H85V118H84ZM127 120H130V121H131V119H127ZM134 120H136V119L134 118ZM172 120H173V119H172ZM172 120H171V121H172ZM186 120H188V119H186ZM193 120L191 119V123H195V122H193ZM205 120L203 119L202 121H199V122H200V123H201V122L204 123ZM208 120H206L205 123H207ZM214 120H215V119H214ZM214 120H213V121H214ZM220 120H221V119L219 118V121H220ZM235 120H236V119H235ZM235 120L232 119V121L234 122L233 125L231 124V125L233 126V131L230 130V131H232V133H231V136H230V137H231V139H230L231 141H230V144H229V147H228V148H230V152H231V154H232V155L236 154V152H235L234 150L238 148V145H239L240 143H241L242 145H246V144H248V143H250V142L254 143V144H255V148H254L253 150H250V151H251V154H250L249 156H251V158L254 157V159L252 158L253 160H257V159H258V162H257V166H258L257 169H258V172H262V171H264V129L261 128L260 126H257V125H256L257 123L255 124V122H253L252 119L248 118V121H250V122H248V123L253 122V123H254V126H253L254 128H253V130H252V125H251V127L249 126V128H248V126L246 125V126H247V127H246L247 130L244 131L243 127H241L242 124H240L241 121H242L243 119L241 120V118H239L240 122H235ZM244 120H245V118H244ZM244 120H243V121H244ZM106 121H107V119H106ZM112 121H113V120H112ZM120 121H121V120H120ZM149 121L152 122L151 120H148V121H146V122L148 123ZM160 121H161V120H160ZM188 121H189V120H188ZM198 121H197V124L199 123ZM216 121H217V120H216ZM216 121H215V122H216ZM219 121H218V122H219ZM232 121H231V122H232ZM236 121H237V120H236ZM245 121H246V120H245ZM53 122H54V121H53ZM82 122H83V121H82ZM110 122H111V121H110ZM128 122H129V121H128ZM132 122H134V121H132ZM132 122H130V123H132ZM141 122H142V121H141ZM161 122H162V121H161ZM163 122H164V121H163ZM168 122H167V123H168ZM215 122H213V123H215ZM220 122H221V121H220ZM220 122H219V124H220ZM48 123H49V122H48ZM80 123H81V122H80ZM123 123H126V122H123ZM134 123H135V122H134ZM174 123H175V122H174ZM191 123H190V125H192V128H194V127H195V126H193L194 124H191ZM210 123H211V122H210ZM213 123H212V126H213V128H214V124H213ZM52 124H53V123H52ZM52 124H51V125H52ZM92 124H93V123H92ZM97 124H98V123H97ZM128 124H129V123H128ZM139 124H140V123H139ZM148 124L151 125V123H148ZM148 124H146V125L148 126ZM195 124H196V123H195ZM208 124H209V122H208ZM245 124H247V122H246ZM69 125H70V124H69ZM99 125H101V124H99ZM130 125H131V124H130ZM146 125H144V126L147 128ZM163 125H164V124H163ZM188 125H189V122H188ZM188 125H187V126H188ZM200 125H202V123L199 124V126H198V125H197V126L200 128ZM204 125H205V124H204ZM215 125H216V123H215ZM70 126H71V125H70ZM152 126H153V125H152ZM154 126H155L156 128H158V126H157V122L154 123ZM165 126H166V124H165ZM168 126H169V125H168ZM210 126H211V125H210ZM239 126H240L241 128H240ZM1 127H2V126H1ZM49 127H50V126H49ZM67 127H68V126H67ZM150 127H151V126H150ZM188 127H189V126H188ZM188 127H187V128H188ZM204 127H206V125H205V126L202 125V127L200 128V130L198 129V130H199V133L201 134L203 131H205V133L208 134V135L205 134V136H206V135L209 136L210 133H208V132H206V131L210 130L211 127L207 130V128L209 127V126H208V127L205 128L206 130H203L202 128H204ZM244 127H245V126H244ZM47 128H48V127H47ZM47 128H46V129H47ZM89 128H90V127H88V129H89ZM94 128H95V127H94ZM142 128H143V127H142ZM151 128H152V127H151ZM151 128H148V129H151ZM159 128H160V127H159ZM161 128H162V127H161ZM189 128H190V127H189ZM189 128H188V131L190 132L191 129H189ZM250 128H251V129H250ZM52 129H53V128H52ZM91 129H92V128H91ZM95 129H97V128H95ZM143 129H144V128H143ZM178 129H179V128H178ZM196 129H197V127H196ZM196 129H195V130H196ZM201 129H202V131H201ZM101 130H102V128H101ZM105 130H106V129H105ZM135 130H136V129H135ZM155 130H157V129H155ZM165 130H166V129H165ZM165 130H164V131H165ZM195 130L193 129V131H195ZM216 130H217V129L214 130L215 133H216ZM91 131H92V130H91ZM108 131H110V130H108ZM148 131H149V130H148ZM167 131L169 132V130H167ZM193 131L191 132V134L193 133ZM210 131H211V130H210ZM222 131H223V130H222ZM50 132H51V131H50ZM111 132H112V131H111ZM111 132H110V133H111ZM150 132H152V131L150 130ZM159 132H161V131H159ZM186 132H187V130H186ZM189 132H188V133H189ZM244 132H245V133H244ZM4 133H5V131H4ZM92 133H93V132H92ZM92 133H91V135H92ZM94 133L96 134V132H94ZM98 133H99V129H98ZM117 133H118V132H117ZM153 133H154V134H153ZM153 133H152V134L155 136V135L157 134V131H156V134H155V132H153ZM161 133H162V132H161ZM197 133H198V132H197ZM211 133H213V132H211ZM217 133H218V132H217ZM217 133H216V134H217ZM239 133H243V134H244V135L241 134L243 139L238 137V136H239ZM2 134H3V132H2ZM52 134H53V133H52ZM99 134H101V132H100ZM99 134H98V135H99ZM102 134H103V132H102ZM102 134H101V135H102ZM104 134L106 135V133H104ZM111 134H113V133H111ZM134 134H136V133H134ZM152 134H151V135H152ZM158 134H160V133H158ZM162 134H163V133H162ZM191 134H190V135H191ZM194 134H195L196 138H198L197 135H199V134L196 135V132H194ZM194 134H193V135H194ZM118 135H119V134H118ZM153 135H152V136H153ZM211 135L214 136V134H211ZM211 135H210V136H211ZM3 136H4V135H3ZM57 136H59V135L57 134ZM114 136H115V134H114ZM161 136H162V135H161ZM163 136H165V135H163ZM195 136H193V137L195 138ZM199 136H200V137L202 136V138H204V135H199ZM207 136H206V137H207ZM1 137H2V136H1ZM61 137H62V136H61ZM109 137H110V136H109ZM145 137H146V136H145ZM156 137H157V136H156ZM193 137H192V138H193ZM230 137H229V138H230ZM2 138H4V137H2ZM62 138H63V137H62ZM110 138H111V137H110ZM113 138H114V137H113ZM115 138L117 139V136H116ZM202 138H201V139L199 138V139H200V140H199L200 142H201ZM211 138H212V137H211ZM214 138H216V137H214ZM214 138H213L212 140H214ZM0 139H1V138H0ZM89 139H90V138H89ZM91 139H92V138H91ZM118 139H119V138H118ZM120 139H121V138H120ZM138 139H139V138H138ZM145 139H146V138H145ZM157 139H159V138H157ZM190 139H191V137H190ZM54 140H55V139H54ZM104 140H105V139L103 138V141H104ZM110 140H111V139H110ZM113 140H114V139H113ZM113 140H111V141H113ZM121 140H122V139H121ZM136 140H137V139H136ZM147 140H149V139H147ZM166 140H167V139H166ZM166 140H165V141H166ZM195 140H196V139H195ZM204 140H205V138H204ZM204 140H202V142H201L202 145H201V146L204 145V144H203V143H204V142H203ZM212 140H211L210 143H212ZM216 140H217V138H216L214 141H216ZM1 141H3V140H1ZM114 141H115V140H114ZM140 141H141V140H140ZM154 141H155V140H154ZM209 141H210V138L208 137V141H207V142H209ZM3 142H4V141H3ZM97 142H98V141H97ZM115 142H117V141H115ZM137 142H138V141H137ZM147 142H148V141H147ZM151 142H152V141H151ZM151 142H150V143H151ZM166 142H167V141H166ZM189 142H191V141H189ZM193 142H194V141H193ZM196 142H197V141H196ZM5 143H7V142L5 141ZM5 143H3V144H5ZM117 143H118V142H117ZM117 143H116V144H117ZM119 143H120V142H119ZM140 143L142 144V142H140ZM148 143H149V142H148ZM150 143H149V144H150ZM152 143H153V142H152ZM152 143H151V144H152ZM156 143H157V142H156ZM168 143H170V142H168ZM214 143L216 144V142H214ZM214 143H213V144H214ZM228 143H229V142H228ZM85 144H86V143H85ZM97 144H99V143H97ZM108 144H109V143H108ZM114 144H115V143H114ZM157 144H158V143H157ZM170 144H171V143H170ZM190 144H191V143H190ZM194 144H197V145H198V143H194ZM25 145H26V144H25ZM87 145H88V144H87ZM94 145H95V144H94ZM105 145H106V143H105ZM119 145H120V144H119ZM137 145H138V144H137ZM142 145H143V144H142ZM144 145H145V144H144ZM144 145H143V146H144ZM197 145H196V147H194L195 150H196V148H197ZM205 145H206V144H205ZM205 145H204V147H205L204 149L206 150V146H205ZM210 145H212V144H210ZM210 145H208V146H210ZM6 146H7V145H6ZM155 146H156V144H155ZM198 146H199V145H198ZM214 146H215V145H214ZM256 146H257V147H256ZM7 147H10V145H8ZM7 147H5V145H4L3 148L8 149ZM99 147H100V146H99ZM106 147H107V146H106ZM115 147L117 148V145H115ZM149 147H150V146H149ZM156 147H158V146H156ZM156 147H155V149H156ZM246 147H248V146H246ZM252 147H253V145L251 146V148H252ZM110 148H111V147H110ZM116 148H115V149H116ZM123 148H124V147H123ZM160 148H161V147H160ZM200 148H202V147H199L198 149L200 150ZM223 148H224V147H223ZM226 148H227V147H226ZM248 148H249V147H248ZM251 148H250V149H251ZM6 149H5V150H6ZM22 149H23V148H22ZM118 149H119V148H118ZM164 149H166V148H164ZM10 150H11V149H10ZM71 150H72V149H71ZM109 150H110V149H109ZM153 150H154V149H153ZM153 150H152V151H153ZM156 150H159V149H156ZM170 150H171V149H170ZM205 150H204V151H205ZM225 150H226V149H225ZM6 151H7V150H6ZM8 151H9V150H8ZM85 151H86V150H85ZM110 151H111V150H110ZM121 151L123 152L122 149H121V150L119 149V152H120V153H122ZM154 151H155V150H154ZM191 151H192V150H191ZM196 151H197V150H196ZM204 151H203V152H204ZM207 151H209V150H207ZM207 151L204 152V153H207ZM211 151H212V153H213L214 148H213V150L211 149ZM236 151H237V150H236ZM242 151H243V150H242ZM248 151H249V150H248ZM107 152H108V151H107ZM114 152H115V150H114ZM159 152H161V151H159ZM227 152H228V151H227ZM7 153H8V152H7ZM85 153H86V152H85ZM123 153H124V152H123ZM123 153H122V154H123ZM141 153H142V152H141ZM143 153H144V152H143ZM162 153H163V151H162ZM170 153H171V152H170ZM193 153H194V150H193ZM197 153H198V152H197ZM212 153H209V152H208L207 155L212 154ZM8 154H10V153H8ZM86 154H88V153H86ZM90 154H92V153H90ZM125 154L127 155V153H125ZM145 154H146V153H145ZM157 154H158V153H157ZM194 154H195V153H194ZM241 154H244V153H241ZM247 154H248V153H247ZM42 155H43V154H42ZM88 155H89V154H88ZM132 155H133V154H132ZM159 155H160V154H159ZM166 155L168 156V154H166ZM207 155L204 154V156H203V154H202V157H205V156L208 157ZM12 156H14V155H11V157H12ZM78 156H79V155H78ZM93 156H94V155H93ZM124 156H125V155H124ZM128 156L131 157L130 154H129ZM193 156H195V155H193ZM196 156H197V154H196ZM81 157H82V156H81ZM86 157H88V156H86ZM110 157H111V156H110ZM114 157L116 158V156H114ZM134 157H135V156H134ZM160 157H161V156H160ZM190 157H192V156H190ZM199 157H200V156H199ZM199 157L197 158V160L200 159V158H202V157H200V158H199ZM225 157H226V155H225ZM82 158H83V157H82ZM84 158H85V157H84ZM95 158H96V157H95ZM111 158H112V157H111ZM141 158H142V157H141ZM162 158H163V157H162ZM171 158H173V157L171 156ZM187 158H188V157H187ZM187 158H186V159H187ZM229 158H230V157H229ZM232 158H233V157H232ZM241 158H242V156H241ZM243 158H244V157H243ZM248 158H249L248 161H250L251 158H250V157H248ZM255 158H256V159H255ZM85 159H86V158H85ZM89 159H90V158H89ZM93 159H94V158H93ZM130 159H131V158H130ZM139 159H140V157H139ZM139 159H138V160H139ZM160 159H161V158H160ZM173 159H174V158H173ZM190 159H191V158H190ZM195 159H196V157H195ZM211 159H212V156H211ZM238 159H239V158H238ZM246 159H247V158H246ZM82 160H83V159H82ZM111 160H112V159H111ZM131 160H132V159H131ZM136 160H137V158H136ZM230 160H231V159H229V161H230ZM232 160H233V159H232ZM232 160H231V161H232ZM241 160H242V159H241ZM253 160H252V161H253ZM5 161H6V160H5ZM5 161H3V162H5ZM35 161H36V160H35ZM37 161H38V160H37ZM39 161H40V160H39ZM84 161H85V160H84ZM87 161H89V160H87ZM87 161H86V163H87ZM142 161H143V160H142ZM162 161H163V159H162ZM165 161H166V160H164V162H165ZM191 161H192V160H191ZM191 161H190V162H191ZM201 161H202V160H200V162H201ZM205 161H207V162L209 163V160L206 159ZM243 161H244V160H243ZM252 161H251V162H252ZM114 162H116V159L114 160ZM132 162H133V161H132ZM137 162H138V161H137ZM140 162H141V160H140ZM151 162H155V161H151ZM171 162H172V161H171ZM190 162H188V163H190ZM232 162H233V161H232ZM241 162H242V161H241ZM251 162H250V163H251ZM255 162H256V161H255ZM92 163H93V162H92ZM103 163H104V162H103ZM119 163H120V162H119ZM119 163H118V164H119ZM141 163H142V162H141ZM165 163H166V162H165ZM169 163H170V161H169ZM178 163H179V162H178ZM180 163H181V162H180ZM192 163H196V165H197V162H195V160H194V162L192 161ZM192 163H191V164H192ZM202 163H203V162H201V164H202ZM245 163L247 164V161H245ZM248 163H249V162H248ZM5 164H6V163H5ZM32 164H33V163H32ZM88 164H89V162H88ZM97 164H98V162H97ZM142 164H143V163H142ZM152 164H153V163H151V165H152ZM154 164L157 165V162H155ZM198 164H200V163H198ZM203 164H204V163H203ZM203 164H202V166H203ZM209 164H210V163H209ZM234 164H235V163H234ZM240 164H241V163H240ZM240 164H239V165H240ZM242 164H244V163H242ZM246 164H244V167H243L242 169H240V171H241V170H242V171H246V172H247V175H248V173H249V172H248V167H249V165H248V166H245ZM0 165H1V164H0ZM11 165H13V162H12ZM36 165H37V164H36ZM72 165H73V164H72ZM100 165H101V164H100ZM169 165H170V164H169ZM189 165H190V164H189ZM205 165H206V164H205ZM225 165H226V164H225ZM229 165H230V164H229ZM250 165H252V163H251ZM74 166H76V165L74 164ZM77 166H78V164H77ZM143 166H144V165H143ZM145 166H146V165H145ZM157 166H159V168H160V165H157ZM157 166H156V168H157ZM176 166H177V165H176ZM179 166H180V164H179ZM232 166H234V165H232ZM237 166H238V165H237ZM254 166H255V165H254ZM1 167H2V166H1ZM78 167H79V166H78ZM101 167H102V166H101ZM117 167H118V166H117ZM124 167H125V166H124ZM132 167L135 168L134 166H132ZM150 167H151V166H150ZM150 167H149V168L146 167V168H147L148 170H150V169H151ZM187 167H188V165H187ZM187 167H186V168H187ZM227 167H228V166H227ZM239 167H240V166H239ZM251 167H252V166H251ZM127 168H128V167H127ZM141 168H142V167H141ZM164 168H165V167H164ZM175 168H176V167H175ZM180 168H181V167H180ZM180 168H179V169H180ZM197 168H198V167H197ZM202 168H203V167H202ZM206 168H207V167H206ZM167 169H168V168H167ZM189 169H190V168H189ZM230 169H231V168H230ZM233 169H234V168H232V170H233ZM238 169H239V168H238ZM238 169H237V171H239ZM2 170H3V169H2ZM79 170H82V169H79ZM97 170H98V169H97ZM133 170H134V169H133ZM137 170H139V169H137ZM158 170H159V169H158ZM162 170H163V169H162ZM171 170H172V169H171ZM176 170H177V169H175V174L178 175V173H176ZM180 170H182V172L184 171L183 168H181ZM180 170H179V171L177 170V172L180 173ZM187 170H188V169H187ZM194 170H196V169H194ZM197 170H198V169H197ZM199 170H202V171H203V169H201V168H200ZM228 170H229V169H228ZM251 170H252V169H251ZM191 171H192V169L190 170V173L192 174ZM202 171H200V173H201ZM237 171H236V172H237ZM254 171H255V169H254ZM0 172H2L1 169H0ZM67 172H68V171H67ZM149 172H150V171H149ZM161 172H162V171H161ZM168 172H169V170H168ZM182 172H181V173H182ZM185 172H186V170H185ZM198 172H199V171H198ZM204 172H205V171H204ZM229 172H230V171H229ZM229 172H228V175L230 174ZM234 172H235V169H234ZM252 172H253V171H252ZM21 173H22V172H21ZM88 173H89V172H88ZM97 173H99V172H97ZM140 173H141V172H140ZM207 173H208V172H207ZM225 173L227 174V172H225ZM239 173H240V172H239ZM250 173H251V171H250ZM250 173H249V174H250ZM0 174H1V173H0ZM35 174H36V173H35ZM68 174H69V173H68ZM148 174H149V173H148ZM175 174H174V175H175ZM183 174H184V172H183ZM191 174H190V175H191ZM198 174H199V173H198ZM198 174H197V175H198ZM205 174H206V173H205ZM208 174H209V173H208ZM232 174H234V173H232ZM232 174H231V175H232ZM262 174H263V172H262ZM262 174H261V175H262ZM88 175L90 176V174H88ZM92 175H93V173H92ZM169 175H170V174H169ZM174 175H173V176H174ZM176 175H175V176H176ZM185 175H186V173H185ZM185 175L183 176V177H184V180H183V181H185ZM192 175L194 176L195 174L193 173ZM197 175H196V176H197ZM239 175H240V174L235 175V176H238V177H239ZM252 175H253V174H252ZM256 175H257V174H256ZM258 175H259V174H258ZM66 176H67V175H66ZM135 176H137V175L135 174ZM146 176H147V175H146ZM154 176H155V175H154ZM156 176H157V175H156ZM171 176H172V175H170V178H171ZM173 176H172V179H173ZM175 176H174V177H175ZM188 176H189V175H188ZM193 176H192V177H193ZM196 176L194 177L195 179H198V177H200V175H199L197 178H196ZM229 176H230V175H229ZM243 176H244V175H243ZM245 176H246V175H245ZM69 177H70V176H69ZM93 177H95L96 180H97V186H94V185H93V186L96 187L97 189L101 188L103 185H102V183L97 179L98 175H97V176H96V175H95V176L93 175ZM139 177H140V176H139ZM167 177H168V175H167ZM178 177H179V176H178ZM181 177H182V175H181ZM183 177H182V178H183ZM189 177H190V176H189ZM206 177H207V174H206ZM258 177H259V176H255V178L259 179ZM261 177H262V176H261ZM261 177H260V178H261ZM84 178H85V177H84ZM84 178H83V179H84ZM86 178H87V177H86ZM86 178H85V180H86ZM95 178H94V179H95ZM142 178H143V177H142ZM154 178H155V177H154ZM232 178H233V177H232ZM232 178H231V179H232ZM242 178H243V177H242ZM36 179H37V178H36ZM91 179H93V178H91ZM143 179H144V178H143ZM148 179H149V178H148ZM155 179H156V178H155ZM172 179H171V180H172ZM174 179H175V178H174ZM174 179H173V180H174ZM188 179H190V178H188ZM192 179H193V178H192ZM200 179H202V178L200 177ZM200 179H199V181H200ZM219 179H220V178H219ZM245 179H246V178H245ZM253 179H254V178H253ZM253 179H252V180H253ZM114 180H115V179H114ZM165 180H166V178H165ZM176 180H177V179H176ZM203 180H204V179H203ZM247 180H249V176H248V179H247ZM254 180H255V179H254ZM261 180H262V179H261ZM62 181H63V179H62ZM67 181H69V180L66 179L65 182L67 183ZM87 181L89 182L90 180H87ZM92 181H93V180H92ZM144 181H145V180H144ZM153 181H154V180H153ZM174 181H175V180H174ZM190 181H192V182H190ZM190 181H188V183L185 184V185H187V187H189V186H188L189 183H190V185H191V183L193 184V182H194L193 180H190ZM195 181H197V180H195ZM205 181H206V180H205ZM227 181H228V180H227ZM227 181H226V182H227ZM243 181H244V180H243ZM250 181H251V180H250ZM258 181H259V180H258ZM65 182H64V183H65ZM148 182H149V181H148ZM172 182H173V181H172ZM175 182H176V181H175ZM177 182H178V181H177ZM177 182H176V183H177ZM180 182H181V179H180ZM186 182H187V179H186ZM200 182H201V181H200ZM202 182H203V181H202ZM251 182H253V181H251ZM255 182H256V184H257V181H255ZM27 183H28V182H27ZM66 183H65V184H66ZM80 183H81V182H80ZM83 183H86L85 186L87 187V182L85 181V182H83ZM89 183H90V182H89ZM123 183H124V182H123ZM195 183H196L197 185L195 184L194 186H198L199 183H198V182H195ZM240 183H242V182L240 181ZM260 183H261V182H260ZM68 184H69V183H68ZM125 184H126V183H125ZM174 184H175V183H174ZM177 184H178V183H177ZM180 184H181V183H180ZM205 184H206V183H205ZM205 184H204V185H205ZM232 184H233V183H232ZM237 184H238V183H237ZM243 184H245V183H243ZM248 184H250V183H248ZM252 184H253V183H252ZM61 185H62V184H61ZM72 185H73V183H72ZM90 185H91V184H90ZM126 185H127V184H126ZM133 185H134V184H133ZM175 185H176V184H175ZM175 185H174V186H175ZM178 185H179V184H178ZM182 185H183V184H182ZM185 185H184V187H185ZM201 185H203V184H201ZM230 185H231V184H230ZM245 185H246V184H245ZM257 185H259V184H257ZM257 185H256V186H257ZM261 185L263 186L264 184H261ZM26 186H27V185H26ZM70 186H71V183H70ZM74 186H75V185H74ZM74 186H72V187L75 189L76 186H75V187H74ZM85 186H83L84 189H85ZM88 186H89V185H88ZM93 186H92V187H93ZM163 186H164V185H163ZM176 186H177V185H176ZM194 186H190V189H192V187H194ZM231 186H232V185H231ZM235 186H236V185H235ZM239 186H240V185H237V187H239ZM247 186H249V185H247ZM18 187H19V186H18ZM83 187H82V189H83ZM156 187H157V186H156ZM161 187H162V186H161ZM177 187H179V186H177ZM182 187H183V186H182ZM184 187H183V188H184ZM187 187H186L185 190H187ZM198 187H199V186H198ZM203 187H204V186H203ZM243 187H245V186L243 185ZM263 187H264V186H263ZM263 187L260 186V189L262 190ZM58 188H60V187H58ZM79 188H81V187H79ZM87 188H88V187H87ZM105 188H106V187H105ZM170 188H172V187H170ZM174 188H175V187H174ZM196 188H197V187H196ZM205 188H206V187H205ZM246 188H248V187H246ZM1 189H2V188H1ZM1 189H0V192L2 191ZM60 189H61V188H60ZM108 189H109V188H108ZM120 189H121V188H120ZM123 189H124V188H123ZM123 189H122V190H123ZM137 189H139V188H137ZM157 189H158V188H157ZM157 189H156V190H157ZM177 189H178V188H177ZM177 189H176V190H177ZM190 189H189V190H190ZM193 189L195 190V188H193ZM223 189H224V188H223ZM229 189H230V190L233 189V191H234V188H229ZM236 189H237V188H236ZM249 189H250V188H249ZM3 190H4V188H3ZM64 190H65V188H64ZM77 190H79V189H77ZM124 190H126V189H124ZM124 190H123V191H124ZM151 190H152V189H151ZM156 190H155V191H156ZM158 190H160V189H158ZM168 190H169V189H168ZM176 190H175V191H176ZM181 190H184V189H181ZM181 190L179 189L180 193L182 192ZM189 190H188V192H189ZM199 190H201V189L199 188ZM240 190H241V188H240ZM246 190H247V189H245V191H246ZM261 190H260V191H261ZM4 191H5V190H4ZM4 191H2V192H3V193H6V192H4ZM68 191H69V190H68ZM70 191L72 192V189H71ZM164 191H166V189H165ZM202 191H204V190H202ZM202 191H201V193H202V195H204V193H203ZM233 191H232V192H233ZM236 191H238V190H236ZM251 191H252V189H251ZM257 191H258V190H257ZM53 192H54V191H53ZM75 192H77V191H75ZM143 192H144V191H143ZM151 192H153V191H151ZM169 192H171V191H169ZM169 192H167V193H169ZM185 192L187 193V191H185ZM185 192H184V195H185ZM230 192H231V191H230ZM230 192H229V193H230ZM238 192H239V191H238ZM241 192H242V191H241ZM249 192H250V190H249ZM253 192H254V191H253ZM73 193H74V191H73ZM92 193H93V192H92ZM92 193H90V195H92ZM95 193H96V192H95ZM130 193H131V192H130ZM192 193H193V192H191V195H190V193H188V195H189L190 197L192 196V197L194 198V196L196 195V191H194V195H192ZM199 193H200V192H199ZM223 193H225V191H224ZM226 193H227V191H226ZM242 193H243V192H242ZM247 193H248V190H247ZM247 193H243V195H247ZM257 193H258V192H257ZM260 193H261V192H260ZM105 194H106L105 196H102V198H100V200L102 201L101 203H105L107 206H109L110 208H112L113 210H115L117 213H120V214H121V215H120V218L124 219V218L128 217V216L131 214V213H130V210H131V209H130V207H129L125 202H123L122 200H121V201H120V200H117V199H115L116 201H115V200H112V199L109 197L110 195H112V193L110 192V195L108 196V190L105 191ZM6 195H7V193H6ZM101 195H102V194H101ZM117 195H118V193H117ZM155 195H156V193H155ZM162 195H163V193H162ZM171 195H172V193H171ZM188 195H187V196H188ZM232 195H233V193H232ZM236 195H237V193H235V196H236ZM248 195H249V193H248ZM0 196H1V195H0ZM67 196H68V195H67ZM94 196H95V195H94ZM119 196H120V195H119ZM136 196H137V195H136ZM163 196H164V195H163ZM181 196H182V193H181ZM181 196H179V197H181ZM189 196H188V197H189ZM198 196H199V195H198ZM200 196H201V195H200ZM200 196H199V198L202 200L203 198H201ZM239 196H240V195H239ZM255 196H259V193H258V195H255ZM55 197H56V196H55ZM158 197H159V196H158ZM179 197H178L177 199H179ZM185 197H186V196H185ZM195 197H196V196H195ZM223 197H224V196H223ZM228 197H229V196H228ZM243 197H244V196H242L241 198L243 199ZM260 197H261V196H260ZM12 198H13V197H12ZM118 198H119V197H118ZM167 198H168V197H167ZM173 198L175 199V197H173ZM193 198H192V199H193ZM199 198H198V199H199ZM220 198H221V197H220ZM224 198H226V197H224ZM224 198H223V200H224ZM254 198H255V197H254ZM60 199H61V198H60ZM113 199H114V197H113ZM120 199H121V198H120ZM169 199H170V198H169ZM177 199H176V200H177ZM180 199H181L180 202H184V201H182V200L185 199V198L182 196V198H180ZM216 199H218V201H219V198H216ZM229 199H230V197H229ZM239 199H240V198H239ZM245 199H246V201H245V200H244V201H245V203H246V202H247V199H249V196H248V198H245ZM256 199H257V198H256ZM77 200H78V199H77ZM100 200H99V202H100ZM176 200H175V201H176ZM189 200H190V199H189ZM195 200H196V198H195ZM195 200H194V202H195ZM231 200L233 201L234 199H231ZM235 200L237 201V198H236ZM240 200H241V199H240ZM258 200H259V199H258ZM88 201H89V199H88ZM133 201H134V200H133ZM166 201H167V199H166ZM172 201H173V200H172ZM172 201H171V202H172ZM178 201H179V200H178ZM178 201H177V203H178ZM196 201H197V200H196ZM198 201H199V200H198ZM218 201L214 202L213 204L217 203V205H218ZM241 201H243V200H241ZM248 201H249V200H248ZM251 201H252V200H251ZM162 202H163V201H162ZM180 202H179L177 205H179ZM190 202H191V200H190L189 202H187V198H186V202H185V203H186V204L189 203V207H188V208L190 209V210H186V211H189V213L192 211V209H194V206H192V207H193L192 209L190 208L191 205H192L191 203H193V202H191V203H190ZM201 202H202V201H201ZM201 202H199V203H201ZM237 202H238V201H237ZM237 202H235V204H236ZM254 202H255V200H254ZM91 203H92V202H91ZM139 203H140V202H139ZM164 203H165V202H164ZM175 203H176V202H175ZM175 203H172V205H170V207H171L172 209L174 208V207H172V206H173ZM221 203H222V202H221ZM242 203H244V202H242ZM247 203H248V202H247ZM251 203H253V201L250 202V205H251ZM255 203H256V202H255ZM255 203H253V204L255 205ZM93 204H95V203H93ZM165 204H166V203H165ZM186 204L181 203V205H185V206H186ZM201 204H202V203H201ZM253 204H252V205H253ZM175 205H176V204H175ZM193 205H196V208H197V204H196V202H195ZM215 205H216V204H215ZM215 205H212V206L214 207ZM236 205H238V204H236ZM240 205H241V203H240ZM250 205H249V207L251 208V210H253V206H254V205H253L252 207H251ZM44 206H45V205H44ZM92 206H93V205H92ZM166 206H167V204H166ZM199 206L201 207V205L198 204V208H200ZM238 206H239V205H238ZM180 207H181V206H179V208H180ZM182 207H184V206H182ZM224 207H225V206H224ZM227 207L230 208L229 205H228ZM231 207H232V208H233V207L235 208V206H233V205H231ZM244 207H245V206H244ZM244 207H242V208H244ZM40 208H41V207H40ZM98 208H99V207H98ZM175 208H176V206H175ZM175 208H174V209H175ZM184 208H185V207H184ZM188 208H186V209H188ZM196 208H195V209H196ZM250 208H249V209H250ZM254 208H255V206H254ZM256 208H257V206H256ZM143 209H144V208H143ZM174 209H173V210H174ZM177 209H178V208H176V211H177ZM180 209H181V208H180ZM236 209H237V208H236ZM239 209H240V208H239ZM258 209H259V208H258ZM46 210H47V209H45V211H46ZM145 210H146V209H145ZM181 210H182V209H181ZM219 210H221V209H219ZM222 210H223V209H222ZM227 210H228V209H227ZM232 210H233V209H232ZM245 210H246V208H245ZM251 210H250V211H251ZM259 210H260V209H259ZM48 211H49V210H48ZM48 211H47V212H48ZM174 211H175V210H174ZM176 211L174 212L175 215L178 213V211H177V212H176ZM183 211H184V210H183ZM183 211H182V214H184V213H187V214H188V212H183ZM228 211H229V210H228ZM238 211H239V210H238ZM262 211H263V210H262ZM50 212H51V211H50ZM192 212H193L194 215H192L191 213H190V215H189V214H188V215H189V216L192 215V216L196 217V214H195L194 210H193ZM199 212H200V211H199ZM230 212H231V211H230ZM230 212H229V213H230ZM245 212H246V211H245ZM245 212H244V213H245ZM248 212H249V211H248ZM253 212H254V211H253ZM256 212H257V210H256ZM256 212H255V213H256ZM43 213H44L45 215H47L45 212H43ZM144 213H145V212H144ZM149 213H151V211H150ZM179 213H180V212H179ZM197 213H198V212H197ZM231 213H232V212H231ZM249 213H250V212H249ZM257 213H258V212H257ZM259 213H260V212H259ZM198 214H199V213H198ZM233 214H234V212H233ZM247 214H248V213H247ZM247 214H245V215H247ZM263 214H264V213H263ZM53 215H54V214H53ZM151 215H152V214H151ZM177 215H180V216H179V219H180V217H182L183 220H182V218H181L180 220L184 221L185 224H186L185 219H186V216H187V215L184 214V215H185L184 217H183V215H181V214H177ZM177 215H176V216H177ZM213 215H214V214H213ZM254 215H255V214H254ZM257 215H258V214H257ZM189 216H188V217H189ZM243 216H244V215H243ZM247 216H248V215H247ZM247 216H246V217H247ZM258 216H259V215H258ZM152 217H153V216H152ZM156 217H157V216H156ZM158 217H159V216H158ZM158 217H157V218H158ZM188 217H187V219H188ZM194 217L192 218L193 221H194ZM198 217H199V216H198ZM198 217H197V218H198ZM219 217H220V216H219ZM219 217H218V218H219ZM234 217H235V216H234ZM103 218H104V217H103ZM129 218H130V217H128V219H129ZM230 218H231V217H230ZM241 218L243 219V217H241ZM263 218H264V217H263ZM57 219H58V218H57ZM62 219H63V218H62ZM62 219H61V220H62ZM128 219H126V220H128ZM134 219H135V218H134ZM177 219H178V217H177ZM189 219H191V217H190ZM227 219H228V217H227ZM247 219H248V218H247ZM30 220H31V219H30ZM59 220H60V219H59ZM132 220H133V219H132ZM197 220H199V219H197ZM197 220H196L195 222H198ZM244 220H246V219H244ZM67 221H68V220H67ZM130 221H131V220L129 219V223H130ZM134 221H136V219H135ZM189 221L191 222V220H189ZM193 221H192V222H193ZM221 221H222V220H221ZM227 221L229 222V220H227ZM230 221H231V220H230ZM127 222H128V221H127ZM145 222H146V220H145ZM184 222H183V224H184ZM219 222H220V219H219ZM223 222H226V220L223 221ZM244 222H245V221H244ZM244 222H243V223H244ZM131 223H132V221H131ZM134 223H135V222H134ZM187 223H188V225H189V222H187ZM220 223H221V222H220ZM232 223H233V222H232ZM243 223H242V224H243ZM259 223H260V222H259ZM263 223H264V220H263ZM263 223H262V225H263ZM30 224H32V223H30ZM61 224H62V223H61ZM67 224H68V223H67ZM190 224H191V223H190ZM197 224H198V223H197ZM223 224H225V223H223ZM223 224H222V225L220 224L221 227H220V229H218V232H216V236H215L216 241H218L217 243L219 244V245L215 244V247H216L217 250L222 248V246H220V243L223 244V245H224V244H225V245H226V244L230 245V243L233 241L232 239H234V238H236V239L238 238V239H239V238L241 237V236H239V237H238V236H235L236 234H239V235H240V233H235V232L233 233V231H235V230H233V226H232V228H230L231 230L228 231L229 228H227L228 230H226V228H225L226 226H228V224H225V225H223ZM229 224H231V223H229ZM75 225H76L75 229H76V230L78 229L79 232H81V231H83V230L90 229L91 227H94L95 223H94V222L92 223V222H90V221H88V220H85L84 218H80L79 221H78V223L75 224ZM130 225H131V224H130ZM132 225H134V224L132 223ZM177 225H178V224H177V222H176L175 219H170V220H166L165 222H163V223H161V224H158L157 226H154V227H153V230L150 232V234H149V235H146L147 237H149V238L152 237V239H153V240H151V241L149 242L148 245H149V246L151 245V247H154V248L156 247V246H155V243H156L157 240H158V238H157V240H154L156 236H157V237H160V236H169V237H170V235H175V233L178 231ZM186 225H187V224H186ZM191 225H192V224H191ZM191 225H190V227H191ZM193 225H195V224H193ZM234 225H235V224H234ZM37 226H38V225H37ZM224 226H225V227H224ZM241 226H242V225H241ZM89 227H90V228H89ZM126 227H127V226H126ZM126 227H125V228H126ZM190 227H189V228H190ZM194 227H195V226H194ZM214 227H215V225H214ZM218 227H219V226H218ZM236 227H237V226H236ZM29 228H30V226H29ZM31 228H32V227H31ZM34 228H35V227H34ZM180 228H181V227H180ZM187 228H188V226H187ZM237 228H239V230H240V225H239V227H237ZM41 229H42V228H41ZM92 229H93V228H92ZM241 229H242V228H241ZM28 230H29V229H28ZM39 230H40V229H39ZM239 230H238V232L241 231V230H240V231H239ZM31 231H32V230H31ZM33 231H34V230H33ZM68 231H69V230H68ZM98 231H99V230H98ZM191 231H194V230H191ZM25 232H26V231H25ZM27 232H28V231H27ZM69 232L71 233V231H69ZM84 232H85V231H84ZM96 232H97V231H96ZM179 232H180V231H179ZM179 232L177 233L178 237H180V236H179V235H180ZM183 232H184V230H183ZM28 233H29V232H28ZM33 233H34V232H33ZM35 233H36V232H35ZM92 233H93V232H92ZM100 233H101V232H100ZM243 233H244V231H243ZM39 234H40V232H38V235H39ZM44 234H45V233H44ZM47 234H48V233H47ZM86 234H87V233H86ZM86 234H85V235H86ZM88 234H89V233H88ZM186 234H187V233H186ZM29 235H30V234H29ZM52 235H53V234H52ZM75 235H76V234H75ZM101 235H102V233H101ZM153 235H154V236H153ZM177 235H176V237H177ZM242 235H243V234H242ZM30 236H31V235H30ZM35 236H37V235H35ZM40 236H41V234L39 235V237H40ZM42 236H43V235H42ZM42 236H41V237H42ZM50 236H51V235H50ZM98 236H99V235H98ZM181 236H183V235L181 234ZM245 236H246V238L248 237L246 231H245ZM6 237H7V236H6ZM94 237H96V235H95ZM94 237H92V238H94ZM153 237H154V238H153ZM172 237H173V236H172ZM178 237H177V238H178ZM190 237H192V236H190ZM242 237H243V236H242ZM54 238H55V237H54ZM54 238H53V239H54ZM81 238H82V237H81ZM129 238H130V237H129ZM149 238H147V239H149ZM184 238H185V237H184ZM187 238H189V237H187ZM194 238H195V236H194ZM39 239H40V238H39ZM56 239H57V238H56ZM85 239H86V238H85ZM147 239H145V240H147ZM160 239H164V238H160ZM180 239H181V237H180ZM180 239H179V240H180ZM192 239H193V238H192ZM242 239H243V238H241V240H242ZM3 240H4V239H3ZM8 240H9V239H8ZM34 240H35V238H34ZM36 240H38V239H36ZM36 240H35V242H36ZM51 240H52V239H51ZM182 240L184 241L185 239L182 238L181 241H180V243H183V245H186L187 243H189L188 241H187V242L184 241V242H186V244H184V242H183ZM241 240H240V241H241ZM244 240H245V239H244ZM248 240H249V239H248ZM40 241H41V240H40ZM40 241H39V242H40ZM155 241H156V242H155ZM159 241H160V240H159ZM162 241H163V240H162ZM164 241H165V240H164ZM168 241H169V240H168ZM173 241H174V239H173ZM236 241H237V240H236ZM246 241H247V240H246ZM8 242H9V241H8ZM58 242H59V241H58ZM128 242H129V240H128ZM130 242H131V240H130ZM154 242H155V243H154ZM193 242H194V240H193ZM193 242L191 243V245L193 244ZM237 242H238V241H237ZM237 242H236V245H235V243H234V244L231 243V244L234 245V246H237L238 243H239V242H238V243H237ZM247 242H248V241H247ZM41 243H42V241H41ZM131 243H132V242H131ZM162 243H163V242H162ZM162 243H160V245H161ZM177 243L179 244V241H178ZM241 243H242V242H241ZM243 243L245 244V242H243ZM250 243H251V242H250ZM38 244H40V243H38ZM45 244H46V246H47V243H45ZM132 244H133V243H132ZM170 244L174 245L173 243H170ZM244 244H243V247H244V249H245V248H246V246H245L246 244H245V245H244ZM251 244H252V243H251ZM7 245H8V244H7ZM29 245H30V244H29ZM48 245H49V244H48ZM55 245H56V244H55ZM163 245H165V244H163ZM167 245H168V244H167ZM167 245H166V246H167ZM181 245H182V244H181ZM239 245H240V244H239ZM0 246H1V245H0ZM31 246H32V245H31ZM37 246H38V245H37ZM37 246H35V247L32 246V248L35 249V248H37ZM65 246H66V244H65ZM67 246H69V245H67ZM74 246H75V245H74ZM161 246H162V245H161ZM174 246H175V245H174ZM234 246H231V248H232V247L234 248ZM252 246H253V245H252ZM55 247H56V246H55ZM167 247H168V246H167ZM172 247H173V246H172ZM224 247H225V246H223V248H224ZM226 247H227V246H226ZM239 247H240V246H239ZM243 247L241 246V247H240L241 249H239V250H242L241 253L244 252V251L246 250V249L244 250ZM247 247H248V244H247ZM70 248H72V247H70ZM73 248H74V247H73ZM134 248H135V247H134ZM154 248H153V249H154ZM164 248H165V247H164ZM164 248H162V249H164ZM169 248H170V247H169ZM177 248H179V247H176V249H177ZM186 248H189V246L186 247ZM249 248H250V247H249ZM10 249H11V248H10ZM17 249H18V247H17ZM75 249H77V248H75ZM96 249H97V248H96ZM159 249H160V248H159ZM166 249H167V248H166ZM171 249H172V248H170L169 251H171ZM174 249H175V247H174ZM181 249H182V248H181ZM225 249H227V248H225ZM235 249H236V248H235ZM250 249H251V248H250ZM250 249H248V251H250ZM13 250H16V249H13ZM177 250H178V249H177ZM179 250H180V249H179ZM182 250H183V249H182ZM182 250H181V251H182ZM185 250H187V249H185ZM185 250H184V251H185ZM221 250H222V249H221ZM221 250H220V251H221ZM230 250H233V249H230ZM16 251H17V250H16ZM19 251H20V250H18L17 252H19ZM161 251H163V253H164L166 250H160V252H161ZM172 251H174V250H172ZM181 251H180V252H181ZM246 251H247V250H246ZM246 251H245V252H246ZM6 252H7V251H6ZM6 252H5V253H6ZM39 252H40V251H39ZM101 252H102V251H101ZM101 252H100V253H101ZM138 252H139V251H137V253H138ZM154 252H155V251H154ZM156 252H157V248H156ZM158 252H159V250H158ZM176 252H177V251H176ZM180 252L178 251V253H180ZM222 252H223V251H222ZM232 252H233V251H232ZM236 252H237V251H236ZM238 252H239V251H238ZM14 253H15V252H14ZM20 253L22 254V251H21ZM66 253H67V252H66ZM102 253H103V252H102ZM102 253H101V254H102ZM104 253H105V251H104ZM174 253H175V251H174ZM174 253H173V254H174ZM186 253H190V251H189V252L187 251ZM217 253H219V252H217ZM234 253H235V252H234ZM234 253H233V254H234ZM241 253H240V254H241ZM3 254H4V253H3ZM6 254L8 255V253H6ZM16 254H17V253H16ZM23 254H24V252H23ZM37 254H38V253H37ZM161 254H162V253H161ZM167 254H168V252H167ZM173 254H172V255H173ZM181 254H183V253H181ZM214 254H215V253H213V255H214ZM223 254H224V253H223ZM229 254H231V253H229ZM238 254H239V253H238ZM245 254H246V253H245ZM11 255H12V254H11ZM67 255H71V254L69 253V254H67ZM140 255H141V254H140ZM187 255H189V254H187ZM220 255H221V254H220ZM234 255H235V254H234ZM242 255H243V254H242ZM257 255H258V254H257ZM2 256H3V255H2ZM8 256H9V255H8ZM17 256H18V255H17ZM61 256H62V255H61ZM100 256H102V255H100ZM163 256H165V255H163ZM206 256H207V255H206ZM223 256H224V255H223ZM228 256H229V255H228ZM230 256H231V255H230ZM246 256H247V255H246ZM250 256H251V254H250ZM250 256H249V257H250ZM255 256H256V254H255ZM3 257H4V256H3ZM26 257H27V256H26ZM67 257H68V256H66V258H67ZM73 257H75V256H73ZM107 257H108V256H107ZM167 257H168V256H167ZM170 257H171V256H170ZM189 257H190V256H189ZM224 257H225V256H224ZM234 257H235V256H233L232 258H234ZM6 258H7V257H6ZM6 258L3 259V261L6 260ZM10 258H11V256H10ZM47 258H48V257H47ZM66 258H65V259H66ZM76 258H77V257H76ZM174 258H175V257H174ZM215 258H216V255L214 256V259H215ZM242 258H243V257H242ZM257 258H258V257H257ZM14 259H15V258H14ZM14 259H12V260H14ZM105 259H106V255H105ZM163 259H164V258H163ZM207 259H208V258H207ZM217 259H218V258H217ZM219 259H220V258H219ZM221 259H222V258H221ZM223 259H225V258H223ZM238 259H239V258H238ZM238 259H237V260H238ZM243 259H245V258H243ZM247 259H248V258H247ZM249 259H250V258H249ZM249 259H248V260H249ZM12 260H10V261H12ZM67 260H69V257H68ZM67 260H66V262H67ZM74 260H75V258H74ZM74 260H72V261L74 262ZM106 260H107V259H106ZM170 260H171V259H170ZM235 260H236V259H235ZM245 260H246V259H245ZM252 260H253V258H252ZM69 261L71 262V259H70ZM69 261H68V262H69ZM111 261H112V260H111ZM146 261H147V260H146ZM172 261H173V260H172ZM189 261H190V260H189ZM189 261H188V262H189ZM217 261H219V260H217ZM254 261H255V260H254ZM31 262H32V261H31ZM73 262H72V263H73ZM79 262H80V261H79ZM98 262H99V261H98ZM147 262H148V261H147ZM170 262H171V261H170ZM214 262H216V259H215ZM226 262H227V259H226ZM235 262H236V261H235ZM237 262H238V261H237ZM242 262H243V261H242ZM245 262L248 264L249 261H244V263H245ZM17 263H19V262H17ZM29 263H30V261H29ZM72 263H71V264H72ZM109 263H110V262H109ZM211 263H213V260L211 261ZM216 263H217V262H216ZM219 263H220V262H219ZM238 263H239V262H238ZM255 263H256V262H255ZM23 264H24V263H23ZM30 264H31V263H30ZM68 264H70V263H68ZM76 264H77V263H76ZM111 264H112V263H111ZM149 264H150V263H149ZM214 264H215V263H214ZM229 264H230V261H229ZM232 264H233V263H232Z\"/></svg>", "mask_w": 264, "mask_h": 264}, {"label": "snow or ice", "instance_id": "4", "mask_svg": "<svg viewBox=\"0 0 264 264\" xmlns=\"http://www.w3.org/2000/svg\"><path fill=\"white\" fill-rule=\"evenodd\" d=\"M15 6H19V5H15Z\"/></svg>", "mask_w": 264, "mask_h": 264}]
</instances>
